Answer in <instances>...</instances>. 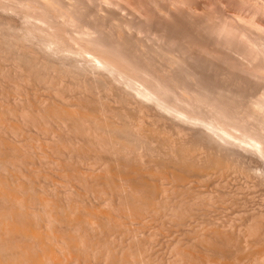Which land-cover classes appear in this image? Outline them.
<instances>
[{
	"label": "bare ground",
	"instance_id": "1",
	"mask_svg": "<svg viewBox=\"0 0 264 264\" xmlns=\"http://www.w3.org/2000/svg\"><path fill=\"white\" fill-rule=\"evenodd\" d=\"M8 1H10V0H8ZM16 1H20V0H16ZM27 1V0H26ZM31 1V0H30ZM29 1V2H30ZM36 1V0H35ZM40 1H42V0H40ZM46 1V0H45ZM47 1H49V0H47ZM46 1V2H47ZM51 1V0H50ZM57 1H59V0H57ZM56 1V2H57ZM77 1V0H76ZM79 1V0H78ZM81 1V0H80ZM84 1H86V0H84ZM105 1V0H104ZM108 1V0H107ZM146 1V0H145ZM150 1V0H149ZM153 1V0H152ZM151 1V2H152ZM0 2H2L1 0H0ZM5 2V1H4ZM4 2H2L1 4L3 5V6H5V5H9L8 4V2H7V4L5 3V5H4ZM12 2V1H11ZM16 3V4H19V3ZM25 2V1H24ZM28 2V1H27ZM33 2V1H32ZM36 2H38V1H36ZM68 2V1H67ZM67 2H66V4L65 5H67ZM72 2H74V1H72ZM96 2V1H95ZM111 4H113L112 2H111V0L109 1ZM108 2V3H109ZM148 2V1H147ZM155 2V1H154ZM168 2H170V1H168ZM229 2V1H228ZM14 3V2H13ZM40 3V2H39ZM43 3V2H42ZM41 3V4H42ZM54 3V2H53ZM53 3H49L50 5L51 4H53ZM60 2H58L57 3V5L59 4ZM64 1H63V4L61 3V4H59V5H61V8H63V5H64ZM80 3V2H79ZM82 3V2H81ZM88 3V2H87ZM92 3V2H91ZM103 3V2H102ZM105 3V2H104ZM107 3V2H106ZM109 3V4H110ZM117 3H119V2H117ZM156 3V2H155ZM163 3V2H162ZM162 3H161V7H162ZM167 3V2H166ZM218 3V2H217ZM221 3V2H220ZM0 4V6H2ZM24 4V3H23ZM22 4V5H23ZM26 4V3H25ZM24 4V5H25ZM27 4H29V3H27ZM41 4H40V6H41ZM56 4V3H55ZM74 4V3H73ZM76 4H77V2H76ZM97 4V3H96ZM122 4V3H121ZM140 4V3H139ZM10 5H12V4H10ZM13 5H15V4H13ZM23 5V6H24ZM31 5V4H30ZM44 5H45V3H44ZM49 5V6H50ZM54 5V4H53ZM64 5V6H65ZM69 5H71V4H69ZM80 5H82V4H80ZM86 5V4H85ZM107 5V4H106ZM149 5V4H148ZM166 5V4H165ZM165 5H164V7H165ZM172 5V4H171ZM183 5V4H182ZM226 5V4H225ZM17 6H19V5H17ZM26 6V5H25ZM35 6V5H34ZM38 6V5H37ZM39 6V7H40ZM72 6V5H71ZM75 7H76V9H77V6L79 7V5H74ZM90 6H91V4H90ZM98 6H99V4H98ZM101 6V5H100ZM104 6V5H103ZM113 6V5H112ZM122 7H123V5H121ZM10 6H8V8H9ZM16 7V6H15ZM13 8V6H12V8L13 9H17V11H21V9H22V7L20 8ZM27 7V6H26ZM28 7H30V6H28ZM24 8V10L25 9H27V10H29V8ZM39 7L37 8L36 7V10L38 9L39 11L38 12H42L41 11V9H39ZM45 7V6H44ZM47 7V6H46ZM46 7H45V9H46ZM68 7V6H67ZM67 7L65 8V9H67ZM75 7H74V10H75ZM117 7V6H116ZM119 7V6H118ZM125 7V6H124ZM141 7V6H140ZM154 7V6H153ZM161 7H158L159 9L161 8ZM173 7V6H172ZM175 7V6H174ZM218 7V6H217ZM1 8V7H0ZM11 7H10V9H12ZM42 8V7H41ZM58 8V7H57ZM56 7L55 8H53V9H57ZM71 8V7H70ZM84 7H82V9H83ZM91 8H93V6L91 7ZM99 8V7H98ZM97 8V9H98ZM110 8V7H109ZM139 8V7H138ZM142 8V7H141ZM158 8H157V10H158ZM163 8V7H162ZM178 8V7H177ZM221 8V7H220ZM4 9H6L7 10V7L5 8L4 7ZM12 9V10H13ZM19 9V10H18ZM31 9V8H30ZM32 9H34L35 10V7H32ZM45 9H43L44 11H45ZM48 9V8H47ZM52 9V8H51ZM60 9V8H59ZM72 10H73V8H71ZM106 9V8H105ZM108 9V8H107ZM113 9V8H112ZM115 9V8H114ZM127 9V8H126ZM137 9V8H136ZM179 9V8H178ZM214 9V8H213ZM258 9V8H257ZM3 9L1 8V11H2ZM23 10V9H22ZM33 10V11H34ZM50 10V9H49ZM68 10V9H67ZM71 10V11H72ZM73 10V12H75ZM80 11V8L79 9H77V11L76 12H78L79 13V11ZM93 10V9H92ZM104 10V9H103ZM127 10H129V11H131L132 10V8H130V9H127ZM138 10V9H137ZM142 10V9H141ZM149 10V9H148ZM189 10V9H188ZM219 10V9H218ZM30 11H32V10H30ZM30 11H29V13H30ZM43 11V12H44ZM52 11H54V10H52ZM61 12H62V10H60ZM71 11H69V12H71ZM88 11V10H87ZM101 11V10H100ZM104 11H107V10H104ZM115 11V10H114ZM114 11H111V12H114ZM128 11V12H129ZM144 11V10H143ZM162 11V10H161ZM167 11V10H166ZM173 11V10H172ZM176 11V10H175ZM181 11V10H180ZM179 11V12H180ZM185 11V10H184ZM190 11V10H189ZM3 12H5V10H3ZM11 12H14V10L13 11H11ZM10 12V13H11ZM21 12H23V11H21ZM25 12V11H24ZM23 12V14L24 15H26L25 13L27 12H25L24 13ZM55 12V11H54ZM68 12V11H67ZM66 12V13H67ZM68 12V13H69ZM81 12V11H80ZM98 12V11H97ZM119 12V11H118ZM126 12V11H125ZM136 12V11H135ZM146 12V11H145ZM154 12V11H153ZM216 12V11H215ZM222 12H223V10H222ZM256 12H258V11H256ZM32 13V12H31ZM47 13V14H46ZM48 10L46 11V12H44V14H46V15H48ZM63 13H64V11H63ZM72 13V12H71ZM77 13V14H78ZM85 13H88V12H86L85 11ZM92 13V12H91ZM90 13V14H91ZM93 13H95L94 11H93ZM102 13H104V12H102ZM116 13V12H115ZM139 13V12H138ZM165 13V12H164ZM171 13V12H170ZM181 13V12H180ZM260 13H262V12H260ZM5 15H6V12L4 13ZM9 14V13H8ZM15 14H16V12H15ZM15 14H13V15H15ZM21 14V13H20ZM20 14H18L19 16H20ZM23 14H21L22 15V17L24 16ZM27 14H28V12H27ZM36 14H38L37 13V11H36ZM44 14H42L43 16H44ZM61 13L59 12V14L58 15H60ZM73 14V13H72ZM80 14V13H79ZM84 14V12H82V15ZM109 14V13H108ZM111 14V13H110ZM131 14H132V12H131ZM131 14L130 15H128V16H131ZM147 14V13H146ZM169 14V13H168ZM182 14V13H181ZM217 14H218V12H217ZM3 14H1L0 16H2ZM11 15V14H10ZM29 15V14H28ZM51 15H53V14H51ZM63 15V14H62ZM64 15H66V14H64ZM73 15H75V14H73ZM89 15V14H88ZM113 15H114V13H113ZM116 15H117V13H116ZM118 15H120V14H118ZM127 15V14H126ZM164 15V14H163ZM165 15H167V14H165ZM171 15V14H170ZM197 15V14H196ZM213 15V14H212ZM222 15H224L223 13H222ZM8 16V15H7ZM33 16V15H32ZM56 16V15H55ZM67 16V15H66ZM69 16V15H68ZM72 16V15H71ZM78 16V18L79 19H81L82 17H79V16H81V15H77ZM94 16V15H93ZM98 16V15H97ZM103 16V15H102ZM122 16V15H121ZM120 16V17H121ZM134 16V15H133ZM136 17H138L137 15H135ZM142 16H143V14H142ZM185 16V15H184ZM229 16V15H228ZM237 16V15H236ZM17 17V16H16ZM28 18H29V16H27ZM26 17V18H27ZM37 16H35V18H36ZM40 16H38V18H39ZM47 17V16H46ZM49 17V16H48ZM51 17V16H50ZM57 17V16H56ZM76 17V16H75ZM84 17V16H83ZM88 17V16H87ZM95 17H96V15H95ZM95 17H93V18H95ZM107 17H108V15H107ZM111 17V16H110ZM114 17H116V16H114ZM125 17V16H124ZM124 17H123V19H124ZM165 17H167V16H165ZM175 17V16H174ZM180 17V16H179ZM193 17H195V15H193ZM222 17V16H221ZM230 17V16H229ZM235 17V16H234ZM3 19V17H0V19ZM8 18V17H7ZM15 18V17H14ZM24 18H25V16H24ZM33 18H34V16H33ZM37 18V19H38ZM52 18H54V17H52ZM62 17H60V19H61ZM65 18H67V17H64V20H65ZM72 18H74V16L72 17ZM131 18V17H130ZM135 18V17H134ZM139 18H141V17H139ZM163 18V17H162ZM217 18V17H216ZM220 18V17H219ZM242 18V17H241ZM240 18V19H241ZM9 19V18H8ZM11 19V18H10ZM16 19V18H15ZM31 19H32V17H31ZM30 19V20H31ZM75 19V18H74ZM86 19V18H85ZM91 19V18H90ZM89 19V20H90ZM102 19H104L103 17H102ZM167 19H168V17H167ZM189 19V18H188ZM196 18H194V20H195ZM201 19V18H200ZM222 19V18H221ZM254 19V18H253ZM4 20L5 19H3V20H0V21H2V22H4ZM13 19H11V20H9L10 21V23L12 24V21ZM20 20H22V19H20ZM28 20V19H27ZM26 20V21H27ZM30 20H28L27 21V23H24L23 22V25L24 24H26L27 26L30 24H28V22L30 21ZM34 20V19H33ZM39 20H41V19H39ZM37 21V22H40V23H42L41 21ZM49 20L50 21H52L51 20V18H49ZM48 20V21H49ZM55 20V19H54ZM53 20V21H54ZM84 20V19H83ZM88 20V19H87ZM93 20V19H92ZM98 20H100L99 18H98ZM107 20V19H106ZM112 20H113V18H112ZM127 20H129V18L127 17ZM142 20V19H141ZM140 20V21H141ZM158 20V19H157ZM160 20V19H159ZM193 20V21H194ZM213 20V19H212ZM215 20V19H214ZM238 20V19H237ZM242 20V19H241ZM7 20H5V22H6ZM12 21V22H11ZM17 21V20H16ZM23 21V20H22ZM24 21H25V19H24ZM44 21H45V19H44ZM43 21V22H44ZM49 21V22H50ZM79 20L77 19V22H78ZM105 21V20H104ZM116 21V20H115ZM114 21V23L115 24H117L116 22ZM120 21V20H119ZM126 21V20H125ZM131 21V20H130ZM130 21H128L127 23H130L131 24V22ZM134 21V20H133ZM161 21V20H160ZM163 21V20H162ZM169 21V20H168ZM191 21V20H190ZM208 21H209V19H208ZM216 21V20H215ZM219 21V20H218ZM223 21V20H222ZM228 21V20H227ZM245 22H246V20H244ZM4 22V23H5ZM14 22H15V20H14ZM19 22V21H18ZM55 22V21H54ZM57 22V21H56ZM72 22V21H71ZM71 22H70V24H71ZM73 22H75V20L73 21ZM77 22H75V24L77 23ZM89 22V21H88ZM87 22V23H88ZM91 22V21H90ZM89 22V23H90ZM94 22V21H93ZM109 22V21H108ZM135 22H137L138 23V21H136L135 20ZM205 22V21H204ZM212 22V21H211ZM210 22V23H211ZM220 22V21H219ZM255 22V21H254ZM7 23H9L8 21H7ZM7 23H5L6 24V26H7ZM10 23H9V25H8V27L9 28H7V29H5V30H7V31H5L1 26L3 25L2 23V25H0V27L2 28H0V31L2 30V32H7L8 33V29H10ZM15 23H17V22H15ZM14 23V24H15ZM20 24H21V22H19ZM45 23V22H44ZM79 23H81L80 21H79ZM78 23V24H79ZM101 23V22H100ZM104 23V22H103ZM107 23V21H105V24ZM111 23V22H110ZM145 23H146V21H145ZM151 23V22H150ZM152 23H154V22H152ZM157 23V22H156ZM161 23V22H160ZM163 23V22H162ZM172 23V22H171ZM175 23V22H174ZM191 23V22H190ZM209 23V22H208ZM228 23H229V21H228ZM227 23V24H228ZM235 23V22H234ZM249 23V22H248ZM5 24H4V26H5ZM14 24H12L13 26H15L16 28H18L19 30H20V28H22V27H20V25H19V27H17L16 26V24L14 25ZM33 24V22H32V20H31V25ZM36 23L34 22V24L33 25H35ZM47 24V23H46ZM45 24V25H46ZM51 25H52V23H50ZM66 24H67V22H66ZM74 24V25H75ZM92 24V23H91ZM94 24V23H93ZM92 24V25H93ZM122 24V22L120 23L119 22V25H121ZM136 24V23H135ZM139 24V23H138ZM147 24V23H146ZM203 24V23H202ZM212 24V23H211ZM226 24V23H225ZM237 24H239V22H237ZM250 24V23H249ZM251 24H253V23H251ZM11 25V26H12ZM26 25H24V26H26ZM31 25H29V26H31ZM32 25V27H30L29 28V26H28V28L26 27L25 28V32L23 31H21L22 32V34H24V35H22L21 33H20V31L18 30V32L16 31H14L16 34L17 33H19V35H18V37L20 36V34H21V36L23 37V38H21L22 40H20V39H18L17 40V38H16V40L17 41H23L24 42V40L23 39H25V40H27L28 41V39H29V41L28 42H25V43H27L26 45H28V43L30 44V41L36 36L37 37V33H41L40 34V36L43 38L42 40H41V42H40V38L41 37H39V35H38V37H39V39H38V37H37V39L39 40V42H40V44H39V42L38 41H36V39L35 40H32V41H34V43L36 44H38L39 45V47L40 46H42L43 48H44V50L48 53V55H50L49 56V58H51L52 57V55L53 56H55V55H59V56H61V58L63 59L64 58V60H66L67 62H68V66H66V68L67 67H73V69H76V70H72V71H74V72H72V71H66V70H70L71 68L69 67V69H66L65 70V67H64V71H66V73L65 74H67V72H72V73H70L71 75H69V73H68V75H66V77L68 76H73L74 74L73 73H75V71H76V73H75V75H77L78 74V76H73V79L75 80V79H77V77L79 78V76H80V81H81V78H84V76L86 75H88L87 76V78L89 77V79L91 78V80H89V81H93L92 79H96V81L97 80H100V82H101V80L103 81V84L105 85V87L104 86H101V84L102 83H98L97 85L98 86H101V87H104V88H102L103 90H102V92H104V94L100 91V89L98 90H95L98 86H96V88H95V85H89V83L90 82H88L87 80V78H84V82L85 81H87L88 82V84H87V82L86 83H81L79 80V84H77L76 86V88L77 89H74V90H77L78 92H79V94L76 96V92H75V95H72L71 93H73V91L70 93V92H68V93H70L69 95H70V98H72V96H75V97H73V99L71 100L70 98H68L69 97V95H68V97L66 96V94H68V93H66L65 94V92H64V90L62 91H60L59 92V88H58V91L57 90H52V88L49 90V92L46 90L47 89V87H46V89L44 90L43 89V91L45 92H48V93H50V91H53L54 93H56V95L57 96H59L60 97V95H61V93H64L63 94V96H66V98L67 99H69V100H71V101H69V100H67V102L65 101V103H63L64 105H66V106H64L63 104H61L60 102V105H59V103L57 104V103H53V104H57V105H55V107L52 109L51 107L53 106H49V108H50V110H51V112L53 111V113H51L50 112V110H49V108H48V106H46L47 104H50L48 101V97H47V99H45L46 97L45 96H43V95H41L42 97H45V98H42V99H37V100H39V103H41V107L39 106V104H38V106L39 107H37L36 106V108H38V110H37V113H36V111H35V113L37 114V116L39 115V116H41V120H44V118L46 119V121H42L43 122V124H45V122H47V118H49L50 116H52V115H54V118L56 119V121H58V123H57V125H58V128H60L61 130H62V132L64 131V133H68L69 135H70V133L73 135V136H75L74 138V140L73 139H71V141H72V145H69V146H71L72 147V150L71 149H69V147L67 148V150H65V151H67V154L65 153V151H64V155H67L66 157H71L72 158V155L73 156H75L74 154H77L75 157H73V159L74 158H77V156L78 155H83L82 157H84L85 156V154L87 153V151L88 150H91L92 152H93V150H94V152H95V154L97 153V154H99V156L98 157H100L99 159H95V161L96 162H91V160L93 159V158H95L97 155H95L94 154V157L93 158H91V160L89 159V157L87 158V160L84 158V160H86V161H90V163L89 162H85V165H84V163H81V166H85V167H82V170H83V168H84V170L83 171H85V172H83V171H81L80 172V167L78 168L77 166V171L79 172V175H77L76 177H75V181H76V179H78V178H81L82 180H84V181H82L81 183V185L80 184H78V187H79V185L80 186H82L83 185V183H84V185L85 186H83L82 187V189H83V192H82V190H81V188L79 187V190H77V188L78 187H76V182L78 181H81V179H79V180H77L76 182L74 181V179H73V183H72V185H71V183L69 184V183H67L69 180L68 179H66V178H64V179H66V180H68V181H64V183H60V181L62 180H59L58 178L61 176L62 178L64 177L62 174H64V171L67 173V171H66V169L67 170H69L68 171V175H71V178L74 176V173H69V172H73V171H75V170H73L74 168H76V167H74V165L72 166V168H71V165H72V163H71V165L70 166H66V165H68V163L69 162H64L65 164H63V163H59V164H63L62 166H66V167H64V168H66V169H64V168H62V169H64V171L61 169V167H60V169H59V171H58V169H57V171H58V174H61L62 173V171H63V173L61 174V175H59V177L57 178V180H59V183L57 182V183H55L56 181H54V182H50L49 184H48V182L51 180V177L53 176H51V177H49L46 173L45 174H43V178L46 176V178H50V180L49 181H47L48 179H46V180H43L42 178V180L40 179V177L41 176H39V174L43 171V173L44 172H47L48 173V171L49 170H47V168L49 167V168H51L50 166H48V164H47V166H46V170L47 171H44V169L42 168V167H40L41 165H44L43 164V162H42V164H40V163H38V165L36 164L37 162H41L42 161V159L43 158H46V156L48 155V156H50V152H51V157L54 159V156H52L53 155V149H55V147L47 154L46 153V149L44 150V146L42 147V145H43V143H41V145L39 144H33V142L34 141H32V140H30L29 138V140H27V136L26 135H24V133H26V132H24V130H26V128L25 129H23L22 130V127H21V125L20 124H24L25 126L27 125L28 127L30 126V125H28L29 124V122H30V124H32L34 121H36L37 119H38V123L40 122L39 121V118L37 117V119L36 120H34L32 123H31V119H29V117H28V112H26V111H28V110H26V105L25 104H21V102H20V104L21 105H25V107H22V108H19L18 107V109H17V107H16V109H15V111H14V109L12 110V108H11V106L12 105H14L16 102L13 100V99H16V100H19L20 99V97H21V99H23L22 101L23 102H25V99L24 98H22L23 96L21 95L20 97H19V99H17L18 97L17 96H15V97H17V98H11L15 103L14 104H12L11 102V104H10V106H7L5 109L3 108L4 107V105L3 104H5V103H3L2 105H3V107L2 106H0L1 108H3L5 111H8V109H10V113L12 114V115H15V117H16V119H17V121H18V125L16 126L15 124H13L14 122H16V121H14L13 123L12 122H10V120L8 121V119H10V117H12V116H10V117H6V116H2V115H4L3 113H4V110L3 109H0V110H3V113H1L0 114V264H142L143 263V259H144V261H146L147 259H145V258H150V257H152L150 254V257H149V255L148 256H144L145 258H143V256L142 255H144V253L145 254H147V253H149L148 252V250H146L147 251V253L146 252H144L142 249H144V248H141L142 246L143 247H145V244L148 242H146L145 244L142 242V240L140 239V241L138 240V238H145V237H147V235H148V237L147 238H149V235H151L152 233H149L150 232V228H145L146 226L147 227H149V225H151V230L153 231V228L154 227H156L157 226V224H159L160 222H161V225H163V226H166V225H164L165 223H166V221L167 220H169V219H164V220H166L165 222H164V224H162V221H164V220H160V221H155V222H157V224H155L156 226H154L153 225V223H154V220H155V217H157V212L159 213V211L160 212H162V210H164V212H165V214H162V213H160L161 215H162V217L161 216H159V218H164V215L165 216H167V218L169 217L170 218V220L172 219V221H174V224H175V220H173V219H175L176 218V220L178 219V222H182L181 220H182V218H183V222H188L187 221V219H188V215H190L189 216V220H190V222H191V220L193 221V223H196V222H198L199 221V217H198V221H196V219L197 218H195V216H197V214H195V213H193V212H196L197 210L195 209V208H192V207H194V206H192V204L191 203H189V202H187V204L189 205V204H191V205H189V206H192V207H190L191 209H195L196 211H193L192 213L193 214H191V211L189 212L190 214H186V209H184V206H185V208H186V203H185V205H182L183 203H179V200H181V199H179L180 197H184V194H182V196H179V192H180V190L182 191V189H184V191L185 192H187V193H185V194H188V193H190L191 191H193V196H192V198H193V200H192V203L194 202L195 203V205H198V204H202L203 202H201V199H202V201H204L205 200V202H206V199L209 201L208 203H210V202H213V201H215V200H213V201H210V200H212L213 199V197H219V193L222 191V190H224V189H226V188H224V189H222L223 188V186H222V184L220 185V186H222V188H221V191L219 192V193H217L216 191V193L218 194V195H215V193H213L214 191H212V192H208V191H206V192H201V190H200V188H199V186H198V183L200 182V181H202V179L203 180H209V178H210V180H211V178H213V179H215V180H218V179H220L218 182L217 181H215V182H217V184L218 183H223L221 180H223V181H225V183L227 184V181H229L228 179H229V177L230 178H234L235 179V177H237L238 175L236 174V172L238 171L239 172V170L237 169V167H236V163H238V164H240V163H243L240 159H239V162L236 160V159H238L237 157H235L236 159H234L235 160V162H232L233 161V159L232 158H230L231 156L230 155H232V154H230V155H228L229 154V149H231V148H233V147H231L233 144H238V146L239 145H241L242 146V144H243V146L245 147V148H250L249 150H253V152H255L256 154L258 153L259 155H256V154H254V155H256L257 157L258 156H262L263 158H264V147H261V146H259L260 145V143L259 142H257L258 140H255L254 138H256L255 137V135L253 136L254 138H250L249 136H248V134L250 135L251 133L249 132L248 134L247 133H242V135L240 134H236L235 135V133H237L238 131H239V129H241V128H239V125L240 126H245V125H243L242 123L241 124H239L238 126H235V127H233V128H239L238 129V131L236 132L235 130H234V132L233 131H231L230 129H228V128H226L225 127V125H227L226 123H224L223 125H220V123L219 122H222L223 123V120H219L218 121V119H216V118H218L219 116H217V117H215L214 116V114H213V117L211 116L210 118L209 117H207V115H203L202 113H204V112H202V113H200V114H197L196 113V111H194V110H196V109H193L194 107L192 106V109H193V111L192 110H189V109H186V107L187 106H185L184 107V105H180L179 104V102L177 103L175 100L177 99L176 97V99H174V101H173V97H172V99H171V97L168 99V98H165L166 97V95L167 94H165V92L164 93H162L163 91H161L160 90V88H159V86H158V82H159V80H161V79H163V78H160L161 77V75H160V79H158V82H156V84H155V82H154V80L153 79H155V78H153L152 80V82H154V84L153 85H157V86H151L150 87V85H146V84H143V82H141V81H138L139 79H136L137 77H135V76H133L132 74H134V73H129L128 72V70L126 71L124 68H128V67H130V66H128V67H122L121 68V65H120V67L118 66L119 64H117L119 61H117L116 62V59H115V61H113L114 59H110V57L108 56V55H104V53H100V51H98L99 49H97L96 50V48H95V50L96 51H92L91 49H89V50H85V49H82L81 48V46L79 47V48H77V46L75 47V48H77V49H74V48H69V46L70 47H72L73 45L71 44V43H69V46L67 45V43L68 42H66V44L64 45V43H65V41H64V43L62 42L63 40H60L61 38L63 39V37L65 36H62V37H60V39H59V37H55L56 36V34H52L51 33V35L49 34L50 32L48 31V35L46 34H43L42 33V30H41V32L39 31V32H36V31H38V30H40L39 28L37 29V27H34ZM42 25V24H41ZM40 25V26H41ZM44 25V24H43ZM49 25V24H48ZM51 25H50V27H51ZM54 25H55V23H54ZM57 25V24H56ZM62 25V24H61ZM79 25H81V24H79ZM78 25V26H79ZM91 25V26H92ZM100 25V24H99ZM98 25V26H99ZM127 25V24H126ZM129 25V24H128ZM127 25V26H128ZM133 25H134V23H133ZM132 25V26H133ZM148 25V24H147ZM155 25V24H154ZM160 25V24H159ZM167 25V24H166ZM165 25V26H166ZM241 25V24H240ZM23 26V27H24ZM37 26V25H36ZM39 25H38V27H40ZM47 26V25H46ZM59 26H60V24H59ZM58 26V27H59ZM64 26V25H63ZM67 26H69V25H67ZM77 25H75L74 27H76ZM83 27H84V24L82 25ZM82 26H79V27H82ZM101 26V25H100ZM105 26V25H104ZM106 26H107V24H106ZM131 26V25H130ZM130 26H128V27H130ZM152 26V25H151ZM169 26V25H168ZM182 26V25H181ZM219 26L221 27V25L219 24ZM224 26V25H223ZM229 26V25H228ZM255 26V25H254ZM257 26V25H256ZM255 26V27H256ZM261 26V25H260ZM42 27V29L43 30H45L43 27L44 26H41ZM40 27V28H41ZM50 27H48V29H50ZM102 27V26H101ZM100 27V28H101ZM116 27V26H115ZM117 27H118V24H117ZM121 27V26H120ZM119 27V28H120ZM123 27H125V26H123ZM134 28L136 27L135 25L133 26ZM148 27V26H147ZM160 27H161V25H160ZM189 27V26H188ZM197 27V26H196ZM232 27H235V25L234 26H232ZM241 27V26H240ZM249 27V26H248ZM258 27V26H257ZM31 28H33V30H30ZM36 28V29H35ZM46 28V27H45ZM53 28H55V27H53ZM78 28V27H77ZM90 28V27H89ZM92 28H93V26H92ZM99 28V27H98ZM97 28V29H98ZM105 29H107L106 27H104ZM111 28V27H110ZM209 28H211V27H209ZM218 28V27H217ZM216 28V29H217ZM225 28V27H224ZM228 28H230V27H228ZM238 28V27H237ZM262 28V27H261ZM12 29H13V27L10 29L11 31H12ZM27 29H29V30H27ZM47 28H46V30H45V32L48 30ZM57 29V28H56ZM59 29V28H58ZM79 29V28H78ZM86 29V28H85ZM104 29V30H105ZM109 29V28H108ZM114 29V28H113ZM121 29V28H120ZM128 29V28H127ZM213 29H215V28H213ZM220 29V28H219ZM248 29V28H247ZM252 29V28H251ZM9 30V31H10ZM17 30V29H16ZM62 30V29H61ZM60 30V31H61ZM64 30V29H63ZM62 30V31H63ZM66 30V29H65ZM68 30V29H67ZM88 30V29H87ZM92 30H94V28L92 29ZM116 30V29H115ZM119 30V29H118ZM122 30V29H121ZM120 30V31H121ZM125 30H126V28H125ZM128 30H132L131 28L130 29H128ZM146 30V29H145ZM144 30V31H145ZM187 30V29H186ZM199 30H201V29H199ZM227 30V29H226ZM229 30V29H228ZM232 30H234V29H232ZM240 30V29H239ZM264 30V29H263ZM74 31V29L72 30V32ZM79 31H80V29H79ZM100 31V30H99ZM98 31V32H99ZM108 32H109V30H107ZM143 31V32H144ZM176 31V30H175ZM202 31V30H201ZM214 31V30H213ZM222 31V30H221ZM223 31H224V29H223ZM222 31V32H223ZM230 31V30H229ZM249 31V30H248ZM259 31V30H258ZM261 31V30H260ZM1 32V33H2ZM71 32V31H70ZM81 32V31H80ZM93 32H95V31H93ZM116 32H117V30H116ZM151 32H154L153 30H151ZM200 32V31H199ZM217 32V31H216ZM236 32V31H235ZM243 32H244V30H243ZM242 32V33H243ZM246 32V31H245ZM13 33V32H12ZM47 33V32H46ZM55 33V32H54ZM76 33H78V30H77V32ZM88 33V32H87ZM90 33V32H89ZM127 33V32H126ZM129 33V32H128ZM136 32H134V34H135ZM149 33V32H148ZM156 33V32H155ZM203 33V32H202ZM206 33V32H205ZM223 33H225V32H223ZM232 33V32H231ZM250 33H253V32H250ZM6 34V33H5ZM9 34H11L10 32H9ZM8 34V35H9ZM63 34V33H62ZM73 34V33H72ZM84 34V33H83ZM93 34V33H92ZM95 34V33H94ZM104 34V33H103ZM106 34V33H105ZM124 34H125V32H124ZM160 34V33H159ZM220 34V33H219ZM222 34V33H221ZM220 34V35H221ZM228 34V33H227ZM226 34V35H227ZM237 34V33H236ZM239 34V33H238ZM247 34V33H246ZM1 35H3V34H1ZM55 35V36H54ZM59 34H57V36H58ZM67 35V34H66ZM69 35V34H68ZM70 35H71V33H70ZM75 35V34H74ZM78 35H79V33H78ZM107 35H109L108 33H107ZM117 35V34H116ZM168 35V34H167ZM175 35V34H174ZM206 35V34H205ZM230 35V34H229ZM232 35V34H231ZM234 35H235V33H234ZM244 35V34H243ZM4 36V35H3ZM3 36H1V38L3 37ZM20 36V37H21ZM72 36V35H71ZM70 36V37H71ZM120 36V35H119ZM121 36H123V35H121ZM120 36V37H121ZM149 36V35H148ZM147 36V37H148ZM153 36V35H152ZM151 36V37H152ZM162 36V35H161ZM213 36V35H212ZM217 36H219V35H217ZM225 36V35H224ZM236 36V35H235ZM246 36V35H245ZM248 36V35H247ZM9 39L11 38V35H10V37L9 36H7ZM6 36H5V39L7 38ZM19 37V38H20ZM35 37V38H36ZM73 37V36H72ZM72 37H71V39H72ZM79 38H80V36H78ZM82 37V36H81ZM105 37H106V35H105ZM107 37H109V36H107ZM111 37V36H110ZM117 37V36H116ZM124 37H126V36H124ZM131 37V36H130ZM141 37V36H140ZM139 37V38H140ZM145 37H146V35H145ZM157 37L158 38H161V37H159V35H157ZM205 37V36H204ZM241 37V36H240ZM251 37H252V35H251ZM0 38V39H1ZM66 38V37H65ZM75 37H73V42H75V41H77L76 39H74ZM76 38H77V36H76ZM92 38V37H91ZM93 38H95V37H93ZM112 38H113V36H112ZM127 38V37H126ZM132 38V37H131ZM134 38V37H133ZM136 38H138V37H136ZM156 38V37H155ZM154 38V39H155ZM164 38V37H163ZM197 38V37H196ZM221 38V37H220ZM225 38V37H224ZM232 38H233V36H232ZM247 38V37H246ZM4 39V40H5ZM13 39H14V37H13ZM31 39V40H30ZM81 39V38H80ZM83 39H86V40H88L87 39V37L86 38H83ZM97 39V38H96ZM123 39H125V38H123ZM141 39H142V37H141ZM147 39V38H146ZM150 39V38H149ZM153 39V38H152ZM157 39V38H156ZM162 39V38H161ZM165 39V38H164ZM217 39V38H216ZM234 39V38H233ZM249 40H250V38H248ZM261 39V38H260ZM260 39H259V41H260ZM3 40V38L0 40V41H2ZM4 40H3V43H4ZM10 40H12V39H10ZM9 40V42H11ZM62 42V45L61 46H59L60 44V41ZM69 40H70V38H69ZM68 40V41H69ZM90 40V39H89ZM98 40H99V38H98ZM137 40H139V39H137ZM182 40H184V39H182ZM200 40V39H199ZM210 40V39H209ZM239 40V39H238ZM237 40V41H238ZM245 40V39H244ZM8 41V40H7ZM6 40H5V42H7ZM13 41V40H12ZM19 41V42H20ZM32 41H31V44H32ZM36 41V42H35ZM71 41V40H70ZM80 41V40H79ZM79 41L78 42H76L77 44H80L79 43ZM85 41V40H84ZM101 41V44H102V40H100ZM105 41H107V39H104V41L103 42H105ZM113 41H114V38H113ZM115 41H116V39H115ZM117 41H118V37H117ZM133 41V40H132ZM146 41V40H145ZM154 41V40H153ZM157 41V40H156ZM159 41V40H158ZM161 41V40H160ZM163 41V40H162ZM164 41H166V40H164ZM167 41H169V40H167ZM171 41H173V39L171 40ZM177 41V40H176ZM184 41H186V40H184ZM192 41V40H191ZM196 41V40H195ZM228 42H229V40H227ZM241 41H242V38H241ZM258 41V42H259ZM261 41H263V40H261ZM260 41V42H261ZM7 43V45H6V47L8 46V44H10V43ZM109 42H111L110 40H109ZM121 42L123 43L124 41H122L121 40ZM125 42H126V40H125ZM134 42V41H133ZM141 42H143V41H141ZM146 42H150V40L149 41H146ZM175 42V41H174ZM173 42V43H174ZM188 42V41H187ZM192 42H194V41H192ZM198 42V41H197ZM202 42V41H201ZM217 42V41H216ZM223 42V41H222ZM243 42V41H242ZM245 42H247V41H245ZM249 42V41H248ZM253 42H254V40H253ZM257 42V43H258ZM3 43H1V44H3ZM14 43H15V41H13L12 42V44L14 45ZM75 43V44H76ZM91 43V42H90ZM89 43V44H90ZM96 43H98L97 42V40H96ZM95 43V44H96ZM108 43V42H107ZM114 43V42H113ZM117 43V42H116ZM120 43V42H119ZM128 43H129V41H128ZM154 43V42H153ZM152 43V44H153ZM207 43V42H206ZM230 43H232V42H230ZM239 43V42H238ZM237 43V44H238ZM255 43V42H254ZM254 43H252V44H254ZM0 44V45H1ZM5 44V43H4ZM11 44V45H12ZM16 44H19L18 42L16 43ZM36 44V45H37ZM89 44H88V46H89ZM93 44H94V42H93ZM100 44V45H101ZM108 44H110V43H108ZM144 44V43H143ZM166 44H168V43H166ZM172 44V43H171ZM189 44V43H188ZM241 43H239V45H240ZM246 44V43H245ZM244 44V45H245ZM10 45V47H11V50L12 51H10L9 49H8V47L6 48L7 50H3V51H5V53H6V51L9 53V55L7 54V58H8V56H10V59H11V56L14 54V55H16V53L18 54V52L20 51V55L22 54V55H24V57H26V49L25 48H21V47H25V45L23 46L22 44H20V48H19V46L18 45H16V46H18V48L17 49H21V50H19L18 52H17V50H16V48H14L16 51V53L14 52V50L12 49L13 47ZM37 45V46H38ZM68 47H67V46ZM72 45V46H71ZM82 45V44H81ZM85 45V44H84ZM87 45V44H86ZM85 45V46H86ZM90 45H92V44H90ZM99 45V44H98ZM114 45H115V43H114ZM123 45V44H122ZM130 45V44H129ZM144 45H146V44H144ZM154 45V44H153ZM159 45V44H158ZM175 45H176V43H175ZM202 45V44H201ZM207 45V44H206ZM221 45V44H220ZM231 45V44H230ZM233 45V44H232ZM235 45V44H234ZM251 45V44H250ZM3 46V45H2ZM5 46V45H4ZM31 46V45H30ZM35 46V45H34ZM32 46V48H35V47H37V46ZM62 46H66V47H62ZM94 46V45H93ZM93 46H92V48H93ZM105 46H106V44H105ZM104 46V47H105ZM109 46V47H108ZM108 46H106V47H108V52H109V49H110V45H108ZM117 46H118V44H117ZM139 46V45H138ZM150 46H152V45H150ZM167 46V45H166ZM185 46H187V45H185ZM224 46V45H223ZM246 46V45H245ZM245 46H244V49H245ZM257 46V45H256ZM255 46V47H256ZM261 46V45H260ZM15 47V46H14ZM103 47V46H102ZM103 47V48H104ZM116 47V46H115ZM145 47V46H144ZM147 47H149V46H147ZM159 47V46H158ZM173 47V46H172ZM179 47V46H178ZM177 47V48H178ZM182 47V46H181ZM201 47V46H200ZM216 47H218V46H216ZM221 47V46H220ZM231 46H229V48H230ZM242 47V46H241ZM248 47V46H247ZM246 47V48H247ZM251 47V46H250ZM27 48V47H26ZM29 49H31L32 50V48H30V47H28ZM27 48V49H28ZM38 48V47H37ZM37 48H35V49H37ZM125 48V47H124ZM128 48V47H127ZM126 48V49H127ZM130 48V47H129ZM146 48V47H145ZM152 48V47H151ZM162 48H164V47H162ZM168 48V47H167ZM169 48H171V47H169ZM174 48V47H173ZM176 48V47H175ZM186 48V47H185ZM249 48V47H248ZM259 48V47H258ZM1 49V48H0ZM3 49H5V48H3ZM25 51H24V50ZM28 49V50H29ZM101 49V48H100ZM118 49H119V47H118ZM125 49V50H126ZM142 49V48H141ZM157 49H159V48H157ZM188 49V48H187ZM193 49V48H192ZM241 49V48H240ZM261 49V48H260ZM9 50V51H8ZM39 50H41V49H37V52H44V50L42 49V51H39ZM94 50V49H93ZM106 50V49H105ZM123 50V49H122ZM121 50V51H122ZM128 50H130V49H128ZM127 50V51H128ZM147 50V49H146ZM150 50V49H149ZM164 50V49H163ZM162 50V51H163ZM179 50V49H178ZM177 50V51H178ZM184 50V49H183ZM191 50V49H190ZM218 50V49H217ZM224 50H226V48L224 49ZM247 50H249V49H247ZM253 50V49H252ZM256 50V49H255ZM254 50V51H255ZM263 50V49H262ZM261 50V51H262ZM23 51V53H21ZM30 51V50H29ZM103 51V50H102ZM101 51V52H102ZM114 51V50H113ZM131 51V50H130ZM138 51H139V49H138ZM148 51V50H147ZM154 50L152 49V52H153ZM157 51V50H156ZM186 51V50H185ZM184 51V52H185ZM230 51H232V50H230ZM258 51V50H257ZM2 52V50L0 51V53ZM12 52H14V53H12ZM35 52V50L33 49V51H31V52H28L29 53V55H27L29 58H30V60H31V65H32V63H34L33 65H36V66H38V61H37V57L39 56V53L38 54H36V52ZM46 52H44V54L46 53ZM125 52V51H124ZM132 52V51H131ZM142 52V51H141ZM144 52V51H143ZM149 52V51H148ZM147 52V53H148ZM151 52V53H152ZM157 52H160V49L157 51ZM157 52H156V55H157ZM244 52V51H243ZM242 52V53H243ZM252 52V51H251ZM259 52V51H258ZM263 52V51H262ZM90 54V55H87V54ZM105 53H107V52H105ZM110 53V52H109ZM118 53H120V51L118 52ZM127 53V52H126ZM133 53V52H132ZM132 53H130V54H132ZM146 53V52H145ZM155 53V52H154ZM153 53V54H154ZM169 53H170V51H169ZM174 53V52H173ZM191 53V52H190ZM195 53V52H194ZM223 53V52H222ZM229 53V52H228ZM250 53V52H249ZM264 53V52H263ZM263 53H261V55L263 54ZM2 54H3V52H2ZM6 54H3V55H6ZM11 54V55H10ZM41 54V53H40ZM43 54V55H44ZM103 54V55H102ZM114 54V53H113ZM117 54V53H116ZM115 54V55H116ZM129 54V53H128ZM135 54V53H134ZM152 54V55H153ZM161 54V53H160ZM159 54V55H160ZM163 54V53H162ZM188 54H189V52H188ZM199 54V53H198ZM227 54V53H226ZM241 54V53H240ZM256 54V53H255ZM254 54V55H255ZM259 55H260V53H258ZM13 55V57L14 58H18L17 56H20V55H17L16 57ZM21 55V56H22ZM38 55V56H37ZM43 55H40L39 57V59H41V61L44 59V58H47L46 56V54H45V56L43 57ZM110 55H112V54H110ZM123 55V54H122ZM125 55V54H124ZM149 55V54H148ZM164 55H165V53H164ZM177 55V54H176ZM176 55H175V57H176ZM181 55V53L179 52V55L178 56H180ZM202 55H204V54H202ZM210 55V54H209ZM229 55H230V53H229ZM237 55V54H236ZM31 56V57H30ZM43 57V59H42V57ZM114 56V55H113ZM120 58L121 59H123L122 57H121V53H120ZM137 56V55H136ZM139 56V55H138ZM170 56V55H169ZM172 56V55H171ZM213 56V55H212ZM211 56V57H212ZM226 56V55H225ZM228 56V55H227ZM231 56V55H230ZM229 56V57H230ZM233 56V55H232ZM256 56V55H255ZM0 57H6V56H1L0 55ZM24 57H21V58H24ZM56 57H58V56H56ZM109 57V58H108ZM116 57H118V55L117 56H115V58ZM125 57L127 58L128 56H126L125 55ZM165 57H166V55H165ZM181 57H184L183 55L181 56ZM197 57V56H196ZM220 57V56H219ZM252 57V55L249 57V58H251ZM261 57H263V55L261 56ZM260 57V58H261ZM29 58H28V62L30 61L29 60ZM60 58V59H61ZM119 58V59H120ZM129 58H131V56L129 57ZM129 58H127V59H129ZM132 58H134V57H132ZM140 58H142V57H140ZM147 58V57H146ZM153 58V57H152ZM166 58H168V57H166ZM177 58V57H176ZM188 59H189V56L187 57ZM207 58V57H206ZM240 58H241V56H240ZM243 58V57H242ZM257 58V57H256ZM38 59V60H39ZM48 59V58H47ZM46 59V60H47ZM144 59V58H143ZM143 59H141V60H143ZM148 59V58H147ZM155 59V58H154ZM153 59V60H154ZM158 59H159V57H158ZM157 59V60H158ZM163 59H165V58H163ZM224 59V58H223ZM227 59V58H226ZM248 59V58H247ZM264 59V58H263ZM1 60H3V59H1ZM38 62H36V61ZM45 59L43 60L45 63L48 61L49 62V60H47L46 61ZM80 60L82 61L83 60V62H80ZM124 60L125 61H127L130 65H132V66H134V67H136L135 65H133V64H136V63H132L131 64V62H129L128 60H126L125 58H124ZM123 60V61H124ZM136 60H138V59H136ZM156 60V61H157ZM172 60H174L173 58H172ZM178 60V59H177ZM203 60H205V59H203ZM214 60V59H213ZM237 60V59H236ZM256 60V59H255ZM254 60V61H255ZM7 61H8V59H7ZM22 61V60H21ZM32 61H34V62H32ZM54 61H55V59H54ZM57 61V60H56ZM122 61V62H123ZM133 61V60H132ZM139 61V60H138ZM137 61V62H138ZM145 61V60H144ZM148 61V60H147ZM159 61V60H158ZM166 61V60H165ZM168 61H169V58H168ZM171 61V60H170ZM188 61V60H187ZM207 61H208V64H209V60L207 59ZM247 61V60H246ZM2 62V61H1ZM15 62H16V60H15ZM19 61H17L16 63H18ZM25 62V59H24V61H23V63ZM44 62H43V64H44ZM61 62H62V60H61ZM63 62H65V61H63ZM66 62V63H67ZM152 62V61H151ZM154 62H155V60H154ZM160 62V61H159ZM174 62V61H173ZM191 62V61H190ZM193 62V61H192ZM198 62V61H197ZM215 62V61H214ZM213 62V63H214ZM236 62V61H235ZM241 62V61H240ZM253 62V61H252ZM5 64L6 63H8V62H4ZM13 63H14V61H13ZM21 63V62H20ZM22 63V64H23ZM30 63V62H29ZM37 63V64H36ZM50 63H52L51 61L49 62V63H47V64H45L46 66H49L48 64H50ZM162 63V62H161ZM164 63V62H163ZM177 63V62H176ZM185 63V62H184ZM195 63V62H194ZM210 63H212L211 61H210ZM231 63V62H230ZM246 63V62H245ZM262 63V62H261ZM19 64V63H18ZM18 64H16V66H14L15 65V63H14V65H13V67H17V70L19 69V67H20V69L17 71V72H19L18 73V76H19V74H21L22 75V73H24V71H26V70H28V69H26V67H23L24 69H26V70H24L21 66H23V65H21V66H18ZM28 65V63H27V61L25 62V64H24V66L25 65ZM56 63L55 62H53L52 63V65H54V67L51 65V67L55 70V68H59L58 66L56 67V65H55ZM65 64V63H64ZM63 64V65H64ZM124 64H126V63H124ZM123 64V65H124ZM142 64H143V61H142ZM147 64V63H146ZM155 64V63H154ZM175 64V63H174ZM187 65H188V63H186ZM190 64V63H189ZM216 64H218V63H216ZM216 64H214L215 66H216ZM236 64H238V63H236ZM251 64V63H250ZM249 64V65H250ZM10 65L12 66V64L10 63ZM32 65V66H33ZM42 64H40L38 67H40ZM163 65V64H162ZM161 65V66H162ZM164 65H165V63H164ZM164 65L162 66L163 68H164ZM166 65H167V63H166ZM169 65V64H168ZM167 65V66H168ZM170 65L171 66H174V65H172L171 63H170ZM219 65V64H218ZM235 65V64H234ZM233 65V66H234ZM11 66H9L8 65V67L9 68H11ZM29 66V65H28ZM59 66H60V64H59ZM65 66V65H64ZM131 66V67H132ZM139 66H141L140 64H139ZM146 66H148V65H146ZM182 66V65H181ZM184 66V65H183ZM193 66H194V64H193ZM196 66H198V65H196ZM195 66V67H196ZM212 66V65H211ZM221 66V65H220ZM225 66H227V65H225ZM3 67H4V69L7 67L6 65L5 66H2V67H0L1 69H3ZM13 67H12V69L11 70H13ZM37 67V68H38ZM45 67V66H44ZM44 67H43V65H42V68L44 69ZM50 67V66H49ZM50 67V68H51ZM62 67L63 66H61V70H60V72H59V70H55V71H58L59 73H60V75L62 74V78H60L62 81H63V77H64V75H63V73H61V71H63L62 70ZM138 67V66H137ZM158 66H156V68H157ZM169 67V66H168ZM180 67V66H179ZM190 67H192V66H190ZM194 67V68H195ZM254 67V66H253ZM263 67V66H262ZM261 67V68H262ZM8 68V69H9ZM14 68V69H15ZM42 68H41V70H42ZM51 68V69H52ZM133 68V67H132ZM132 68H130V69H132ZM149 68H151V67H149ZM188 68H189V66H188ZM193 68V67H192ZM203 68V67H202ZM225 68V67H224ZM236 68V67H235ZM260 68V69H261ZM3 69V71H7L6 69L4 70ZM46 69V71L47 70H49V68L47 69V68H45ZM52 69V70H53ZM122 69H124L125 70V72L122 70ZM141 69V68H140ZM138 70V69H136V70H138L137 72L139 73H142L141 72V70ZM143 69V68H142ZM146 69V68H145ZM153 69V68H152ZM158 69V68H157ZM184 69V68H183ZM182 69V70H183ZM196 69V68H195ZM198 69V68H197ZM204 69V68H203ZM211 69V68H210ZM219 69V68H218ZM218 69H217V71H218ZM227 69H229V68H227ZM226 69V70H227ZM256 69H257V67H256ZM10 70V69H9ZM16 70V69H15ZM23 70V72L22 73H20V71H22ZM30 70H32V72H34V70L33 69H30ZM30 70H28V71H30ZM133 70H134V68H133ZM136 70H135V72H136ZM154 70V69H153ZM160 70V69H159ZM162 70V69H161ZM169 70V69H168ZM170 70H172V69H170ZM174 70V69H173ZM177 70V69H176ZM214 70V69H213ZM263 70V69H262ZM28 71H26V72H28ZM35 71H37V70H35ZM50 71V70H49ZM63 71V72H64ZM78 71L81 73V75L83 74V73H85L84 74V76H82L81 77V75H79L80 73H78ZM143 71V70H142ZM156 71V70H155ZM158 71V70H157ZM181 71V70H180ZM192 71H194V70H192ZM201 71V70H200ZM238 71V70H237ZM251 71V70H250ZM2 72V71H1ZM13 72H14V70H13ZM43 72V71H42ZM41 72V73H42ZM83 72V73H82ZM144 72V71H143ZM150 72H151V70H150ZM152 72H154V71H152ZM178 72V71H177ZM191 72V71H190ZM189 72V73H190ZM198 72H199V70H198ZM197 72V73H198ZM205 72V71H204ZM209 72V71H208ZM214 72V71H213ZM222 72V71H221ZM260 72V71H259ZM3 73V72H2ZM1 73V74H2ZM11 75H12V72H9ZM15 73V72H14ZM36 73V72H35ZM37 73H39V71L37 72ZM36 73V74H37ZM44 73H46L45 71H44ZM44 73H43V75H44ZM49 73H51V74H49ZM48 74L49 75H51L50 77H51V79L52 78H54V79H57V80H55V84H57L58 83V85H59V82L61 83V81L60 80H58V78H56V76H54V77H52L54 74V71H53V73L52 72H49ZM57 73V72H56ZM147 72L145 71V74H146ZM148 73H149V71H148ZM155 73V72H154ZM163 73V72H162ZM184 73V72H183ZM194 73H196V72H194ZM200 73V72H199ZM244 73V72H243ZM10 74H9V76H10ZM25 74H27V73H25ZM25 74H24V77H25ZM29 74V73H28ZM33 74V73H32ZM32 74H30V76L29 75H27L28 77H29V83L28 82H26V83H28V85H26V86H29L30 84H34L36 81L34 80V83L32 82H30V78L31 77H33V75ZM40 74V73H39ZM108 76V77H106V75ZM150 74V73H149ZM158 74V73H157ZM161 74V73H160ZM164 74V73H163ZM168 74V73H167ZM175 73L173 72V75H174ZM178 74H180V73H178ZM204 76H205V74L204 73H202ZM201 74V75H202ZM206 74H207V72H206ZM217 74V72L215 73V75ZM3 75H4V73H3ZM6 75H7V73H6ZM32 75V76H31ZM42 74H41V76H43ZM47 75V74H46ZM49 75H47V76H49ZM56 75V74H55ZM59 75V74H58ZM137 75H139V76H142V75H140V74H137ZM185 75H186V73H185ZM208 75V74H207ZM2 76V75H1ZM0 76V77H1ZM9 76H4L5 78H7V77H9ZM14 76H16V75H14ZM18 76L17 77H14V78H17L18 80H21V79H26V78H23V75H22V77L21 76H19V77H21V79L20 78H18ZM37 76V75H36ZM36 76H34V79H35V77ZM110 76V77H109ZM145 76V75H144ZM147 76V75H146ZM145 76V77H146ZM153 76V75H152ZM152 76L151 75H149V77L147 78L148 79V81H150L149 80V78L151 77L152 78ZM164 76V75H163ZM170 76H172V75H170ZM176 76V75H175ZM174 76V77H175ZM178 76V75H177ZM183 76V75H182ZM189 76V75H188ZM194 76V75H193ZM211 76V75H210ZM216 76H218V74L216 75ZM220 76V75H219ZM3 77V76H2ZM12 77V76H11ZM66 77H65V79H66ZM68 77H67V79H68ZM75 77V78H74ZM145 77H143V78H141V80L142 79H144ZM157 77V76H156ZM181 77V76H180ZM179 77V78H180ZM206 77V76H205ZM212 77V76H211ZM223 77V76H222ZM225 77V79H226V76H224ZM246 77V76H245ZM248 77V76H247ZM253 77V76H252ZM259 77V76H258ZM10 78V77H9ZM8 78V79H9ZM13 78V77H12ZM12 78H10V79H12ZM13 78V80H15ZM40 78V77H39ZM38 78V79H39ZM167 78V77H166ZM173 78V77H172ZM177 78V77H176ZM207 78V77H206ZM206 78H205V80H206ZM218 78V77H217ZM261 78V77H260ZM2 79H4V78H2ZM16 79V82L18 83V85L19 84H21L22 85V82H24V81H22L21 83H20V81H18ZM33 79V78H32ZM31 79V80H32ZM43 79H46L47 81H48V79L47 78H43L42 77V80ZM53 79V80H54ZM66 79V80H67ZM70 79V78H69ZM86 79V80H85ZM187 79H188V77H187ZM211 79V78H210ZM221 79V78H220ZM231 79V78H230ZM238 79H240V78H238ZM250 79H251V77H250ZM12 80V81H13ZM40 80V79H39ZM46 80H44V81H46ZM65 80V81H66ZM70 80H72V79H70ZM174 80H175V78H174ZM176 80H178V79H176ZM191 80H194V79H192V75H191ZM190 80V81H191ZM197 80H198V78H197ZM196 80V81H197ZM199 80H204L203 78L202 79H199ZM215 80V79H214ZM233 80V79H232ZM254 80V79H253ZM1 82H2V80H0ZM8 81V80H7ZM12 81H9V83H12ZM26 81V80H25ZM33 81V80H32ZM41 82L42 83V85H43V87L44 86H47V85H49V82ZM50 81V80H49ZM68 81V80H67ZM73 81V80H72ZM105 81V82H104ZM143 81V80H142ZM187 81V80H186ZM189 81V80H188ZM195 81V80H194ZM208 81H209V78H208ZM224 81V80H223ZM228 81H230V80H228ZM237 81V80H236ZM248 81V80H247ZM256 81V80H255ZM254 81V82H255ZM1 82H0V84H1ZM13 82H15V81H13ZM16 82H15V84H13L12 83V85H17L16 84ZM57 82V83H56ZM69 82V81H68ZM68 82H66V83H68ZM98 82V81H97ZM96 82V83H97ZM142 83V84H140V83ZM167 81H165L164 80V83H166ZM178 82V81H177ZM183 82V81H182ZM192 82V81H191ZM198 82V81H197ZM197 82H195L196 84H197ZM214 82V81H213ZM241 82H243V81H241ZM4 83V82H3ZM7 83V82H6ZM44 83H46L47 85H45ZM51 83V82H50ZM64 83L65 82H63V85H64ZM70 83V82H69ZM72 83V82H71ZM70 83V84H71ZM92 83V82H91ZM93 83L94 84H96L95 83V81H93ZM145 83V82H144ZM146 83H147V81H146ZM150 83V82H149ZM161 83V82H160ZM159 83V84H160ZM172 83V82H171ZM174 83V82H173ZM212 83V82H211ZM226 83V82H225ZM245 83V82H244ZM262 82H260V84H261ZM8 84V83H7ZM24 84V83H23ZM36 84V83H35ZM34 84V85H35ZM51 84H54V82H52ZM51 84H50V86H51ZM73 84L75 85L76 84V82L74 83L73 82ZM102 84V85H103ZM116 84H118V86L119 87H122V89H123V92L124 93H127V95H126V97L123 95H121V97L119 96V98H121V100L122 99H125L126 101H129V108L131 107V105H133L134 103H135V106H137V108L140 110V113L141 112H145L144 114L146 115V114H148V113H146V111L147 112H149V115L150 114H152V112L150 113V110L152 111L153 109V111H155V113H156V115H154L155 117L154 118H156V119H154L153 118V116L152 115H150L151 116V119L153 118L154 120H152L153 121V123H150V121L151 120H149V122H147V124H148V127L149 126H152V124H154L153 126H157L158 125V127H159V125H161L162 124V126H164L163 125V123H158L157 124V122L155 121V120H159V122L162 120V122L163 121H165V123H166V121L169 123V125L171 126V124H172V126L177 130V131H173L172 133H173V135L174 134H176V132H177V134H179V135H177V137H176V135L175 136H173V135H169V134H167L166 132H167V130L165 131V130H162L163 132L165 131V133L164 134H166V135H164L165 136V141L163 142L162 140H161V138L163 139V133L161 134L160 132H161V130H160V134L159 133H154V134H156V139L158 140V143H157V141L156 140H154L155 139V137H154V139H153V137L152 136H149L147 133V125H145V121H147V119H149L148 117H150V116H148V115H144V114H138V119H133L132 121L130 120V121H126L129 117H132V116H130V115H132V114H130L129 116L127 115V117L126 116H122V115H120V116H122V117H119V115L118 114H116L117 112H119V109H118V111H116V115H113L114 114V106H113V104H115V103H111L112 105L111 106H113L112 108L113 109H107L108 108V106L107 105H109V103L111 102V101H108L109 99L106 97V93L108 92V91H112L113 89H114V91L113 92H115V91H119L121 88H119V90H118V88H117V90H115V87H117L116 86ZM151 85H152V83H150ZM193 84V83H192ZM215 84V83H214ZM214 84H212V86L214 85ZM218 84V83H217ZM229 84V83H228ZM235 84V83H234ZM238 84V83H237ZM241 84V83H240ZM252 84V83H251ZM6 84H4V86H5ZM17 85V86H18ZM24 85V86H25ZM41 85V86H42ZM63 85H59L60 87H62ZM74 85H72L73 87L72 88H74L75 86ZM113 85H115L114 87H113ZM121 85V86H120ZM173 85V84H172ZM180 85V84H179ZM184 85V84H183ZM186 85V84H185ZM216 85V84H215ZM219 85V84H218ZM247 85V84H246ZM248 85H250V84H248ZM263 85V84H262ZM1 86L2 87H4L2 84H1ZM37 86V85H36ZM39 86H40V84H39ZM36 87V89L37 88H41V91H42V88L43 87ZM65 87L66 86H68V84L66 85H64ZM94 86V87H93ZM161 86H163L164 87V85H161L160 84V87ZM178 86V85H177ZM192 86V85H191ZM196 86V85H195ZM201 86V85H200ZM199 86V87H200ZM234 86V85H233ZM242 86V85H241ZM254 86V85H253ZM5 87H7V85L5 86ZM4 87V88H5ZM11 87V86H10ZM10 87H8L9 89H10ZM15 87V86H14ZM19 87V86H18ZM33 86H31L30 88H32ZM69 87H71L70 85H69ZM155 87H157L156 89H154ZM162 87V88H163ZM170 87V86H169ZM168 87V88H169ZM173 87V86H172ZM184 87V86H183ZM215 87V86H214ZM248 87V86H247ZM250 87V86H249ZM48 88H49V86H48ZM95 88V89H94ZM228 88V87H227ZM1 89H3V88H1ZM0 89V90H1ZM6 89V88H5ZM9 89H7L8 91H6V92H9ZM18 90H16V91H22V90H20L21 89V87L20 88H17ZM23 89V88H22ZM29 89V88H28ZM33 89H34V87H33ZM32 89V90H33ZM36 89H34V91L36 90ZM53 89H55V87L53 88ZM57 89V88H56ZM65 89V88H64ZM66 89H68L67 87H66ZM70 89V88H69ZM121 89V90H122ZM164 89H167V88H164ZM172 89V88H171ZM171 89H170V91H171ZM185 89V88H184ZM188 89V88H187ZM198 89V88H197ZM203 89V88H202ZM249 89V88H248ZM264 89V88H263ZM13 90V92H16V91H14V89H12ZM38 90V89H37ZM159 90L161 91V92H159ZM169 90V89H168ZM173 90H175V89H173ZM180 90V89H179ZM183 90V89H182ZM231 90V89H230ZM2 91V93H3V95H4V92H3V90H1ZM5 91V90H4ZM33 91V92H34ZM39 92H40V89L38 90ZM57 91V92H56ZM95 91H100V92H97V93H99V94H97L96 95V93H94ZM165 91V90H164ZM167 91V90H166ZM177 91V90H176ZM175 91V92H176ZM203 91V90H202ZM235 91V90H234ZM252 91H253V89H252ZM12 92V91H11ZM12 92V93H13ZM32 92V91H31ZM32 92V93H33ZM46 92H45V94H46ZM52 92V93H53ZM106 92V93H105ZM121 92V91H120ZM120 92L118 93V94H120ZM123 92H121V93H123ZM169 92V91H168ZM174 92V93H175ZM184 92V91H183ZM191 92V91H190ZM189 92V93H190ZM229 92V91H228ZM233 92V91H232ZM23 93H28L27 91L26 92H21L20 94H23ZM43 93V92H42ZM58 93V94H57ZM112 93V92H111ZM111 93L109 92L108 94L109 95H107L108 97H111L110 95H111ZM116 93V92H115ZM172 93V92H171ZM192 93V92H191ZM199 93V92H198ZM255 93V92H254ZM6 94H8V93H5V95ZM30 94V93H29ZM35 94V93H34ZM33 94V95H34ZM37 94L38 95H40L38 92H37ZM44 94V93H43ZM74 94V93H73ZM92 94H94V95H96L97 97H100V95L102 94V98L104 99V96H105V98H107V101L109 102V103H107V105H106V107H105V102H107L105 99V102L103 103L102 102V106H104L105 108H103V107H101V108H99L101 105V103H100V101H101V97H100V99L98 98V100H97V97L96 96H94V95H92ZM114 94V93H113ZM112 94V95H113ZM118 94H116V95H118ZM183 94V93H182ZM193 94V93H192ZM232 94V93H231ZM249 94V93H248ZM257 94V93H256ZM1 95V94H0ZM3 95H1L2 97H4ZM17 95V94H16ZM26 95V97H27V94H25ZM32 95V96H33ZM36 95V94H35ZM35 95H34V98L36 99V97H35ZM50 94H47L46 96H49ZM55 95V94H54ZM90 95H92V96H94V97H96V98H94V97H90ZM99 95V96H98ZM115 95V94H114ZM114 95H113V97L110 99V100H112V101H114L113 100V98H114ZM169 95V94H168ZM179 95V94H178ZM188 94H186V96H187ZM191 95V94H190ZM198 95V94H197ZM208 95H209V93H208ZM214 95V94H213ZM234 95V94H233ZM252 95V94H251ZM9 96V95H8ZM19 96V95H18ZM29 96V95H28ZM32 96H31V99H32ZM41 96L39 97V98H41ZM51 96H53V95H51ZM62 96V95H61ZM62 96V97H63ZM170 96H173V95H170ZM180 96V95H179ZM179 96H178V98H179ZM185 96V95H184ZM183 96V97H184ZM192 96V95H191ZM191 96H190V98H191ZM224 96V95H223ZM254 96V95H253ZM262 96H264V95H262ZM1 97V98H2ZM13 97V96H12ZM25 97V96H24ZM30 97V96H29ZM38 97V96H37ZM53 97H55V96H53ZM58 97V99H60ZM117 97V96H116ZM124 97V98H123ZM241 97V96H240ZM244 97V96H243ZM28 98V97H27ZM26 98V99H27ZM57 98V97H56ZM93 98V99H92ZM118 98V97H117ZM116 98V99H117ZM185 98V97H184ZM189 98V97H188ZM219 98V97H218ZM242 98V97H241ZM251 98V97H250ZM256 98V97H255ZM262 98V97H261ZM264 98V97H263ZM6 99H8L7 98V96H6ZM9 99H10V96H9ZM9 99H8V102H9ZM58 99H56V100H58ZM65 99V97L63 98V100ZM103 99H102V101H103ZM187 99V98H186ZM192 99V98H191ZM198 99V98H197ZM258 99H259V97H258ZM2 100H3V98H2ZM27 100H29V99H27ZM33 100V99H32ZM52 100H54V98L53 99H51L50 101H52ZM63 100H61V102L63 101ZM125 100H123V101H125ZM173 102H172V101ZM179 100V99H178ZM180 100H181V97H180ZM231 100V99H230ZM229 100V101H230ZM262 100V99H261ZM261 100H260V102H261ZM31 101V100H30ZM29 101V102H30ZM119 101V99L117 100V102ZM126 101H125V104H127L126 103ZM183 101V100H182ZM184 101H185V99H184ZM183 101V102H184ZM197 101V100H196ZM237 101V100H236ZM251 101V100H250ZM263 101V100H262ZM1 102V101H0ZM4 102V101H3ZM22 102V103H23ZM29 102H26L27 104L29 103ZM34 102H37V101H34L33 100V103ZM56 102V101H55ZM64 102V101H63ZM115 102H116V100H115ZM116 102V103H117ZM186 102V101H185ZM187 102H189V99H188V101ZM193 103H194V101H192ZM208 102V101H207ZM219 102V101H218ZM249 102V101H248ZM256 102H258V101H256ZM18 103V102H17ZM17 103H16V106H17ZM31 104H29V105H32L33 103L32 102H30ZM100 103V104H99ZM130 103H132V104H130ZM203 103V102H202ZM202 103H200V104H202ZM204 103H206V102H204ZM216 103H217V101H216ZM224 103V102H223ZM227 103H229V102H227ZM250 103H252V102H250ZM7 104V103H6ZM9 104V103H8ZM19 104V103H18ZM104 104V105H103ZM120 104H122L121 102H120ZM194 104H196V103H194ZM199 104V103H198ZM232 104V103H231ZM1 105V104H0ZM20 105V106H21ZM34 105H35V103H34ZM37 105V104H36ZM42 105H43V107H42ZM62 105H63V107H62ZM100 105V106H99ZM128 105V104H127ZM186 105V104H185ZM192 105V104H191ZM214 105V104H213ZM216 105V104H215ZM220 105V104H219ZM225 105V104H224ZM236 105V104H235ZM252 105V104H251ZM257 106H258V104H256ZM19 106V105H18ZM28 106V105H27ZM46 106V107H45ZM124 106V105H123ZM126 106V105H125ZM197 106V105H196ZM201 106V105H200ZM208 106V105H207ZM211 106H212V104H211ZM217 106V105H216ZM8 107H10V108H8ZM12 107H15V105L14 106H12ZM32 107V106H31ZM119 108H120V105L118 106ZM128 107V106H127ZM188 107H189V105H188ZM201 107H203V106H201ZM206 107V106H205ZM204 107V108H205ZM226 107V106H225ZM247 107V106H246ZM254 107V106H253ZM40 108V109H39ZM121 108H122V106H121ZM125 108V107H124ZM132 108H134V106L132 107ZM136 107H135V109H137ZM190 108V107H189ZM198 108H199V106H198ZM212 108H214V107H212ZM221 108V107H220ZM231 108V107H230ZM257 108V110L260 112V115H261V113L263 114L264 113V102L263 103H261L260 104V106L259 107H256ZM29 109H31V108H29ZM107 109V110H106ZM125 109H127V108H125ZM135 109H133L134 111H135ZM137 109V110H138ZM191 109V108H190ZM207 109V108H206ZM11 110H12V112H11ZM34 110V109H33ZM49 110V111H48ZM108 110H111V111H113V113L111 112V111H109V112H111V113H108L109 115H111L110 117H111V119H108V118H110L109 116H106V111H108ZM128 110V109H127ZM208 110V109H207ZM213 110V109H212ZM218 110V109H217ZM217 110H215V111H217ZM230 110V109H229ZM31 111H32V109L29 111L30 113H31ZM101 111V112H100ZM121 111H122V109H121ZM124 111H126V110H124ZM123 111V112H124ZM133 111V112H134ZM202 111V110H201ZM219 111V110H218ZM222 111V110H221ZM2 112V111H1ZM8 112V113H9ZM139 112V111H138ZM199 112V111H198ZM207 112H209V111H207ZM212 112V111H211ZM210 112V113H211ZM230 112V111H229ZM234 112V111H233ZM246 112H247V110H246ZM254 112V111H253ZM256 112V111H255ZM29 113V114H30ZM32 113H33V111H32ZM34 113V114H35ZM100 113V114H99ZM104 113H105V115H104ZM120 113V112H119ZM154 113V112H153ZM226 112L224 111V113L223 114H225ZM232 112H230L229 114H231ZM239 113H241V112H239ZM36 114H35V116L34 117H36ZM107 114V115H108ZM8 115V114H7ZM101 117H100V116ZM113 115V116H112ZM118 115V116H117ZM125 115V114H124ZM211 115V114H210ZM219 115H220V113H219ZM228 115V114H227ZM9 116V115H8ZM33 116V115H32ZM135 116V114L133 115V117ZM137 116V115H136ZM135 116V117H136ZM157 116V117H156ZM230 116V115H229ZM238 116V115H237ZM249 116V115H248ZM247 116V117H248ZM257 116V115H256ZM261 116H263V115H261ZM5 117L6 118H8L7 119V121L9 122H7L6 120H5ZM125 117L127 118V119H125ZM232 117H233V115H232ZM31 118H33V117H31ZM51 118V117H50ZM122 118H124V119H122ZM145 118H146V120H145ZM227 118H229V117H227ZM264 118V117H263ZM12 119V118H11ZM34 119V118H33ZM220 119H222V118H220ZM235 119V118H234ZM51 120H52V118H51ZM157 120V121H158ZM226 120H228V119H225L224 121H226ZM240 120H241V118H240ZM239 120V121H240ZM254 120V119H253ZM256 120V119H255ZM259 120V119H258ZM11 121H13V120H11ZM48 121H50V120H48ZM151 121V122H152ZM154 121L156 122V124L157 125H155V123H154ZM230 121V120H229ZM229 121L227 122L228 124H229ZM232 121V120H231ZM248 121V120H247ZM36 122V123H37ZM53 122H54V120H53ZM242 122H244V121H242ZM250 122H252V121H250ZM11 123V124H10ZM36 123L35 124H33V126L34 125H36ZM164 123V124H165ZM232 123V122H231ZM230 123V124H231ZM234 123V122H233ZM245 124H246V122H244ZM248 123V122H247ZM255 123V122H254ZM254 123H252V124H254ZM13 124V125H12ZM49 124V123H48ZM47 124V125H48ZM54 124V123H53ZM250 124V123H249ZM261 124V123H260ZM40 126H41V124H39ZM49 125H51V129H52V124H49ZM166 125V124H165ZM255 125H256V123H255ZM254 125V126H255ZM32 125H31V127H33ZM37 126V125H36ZM45 126H46V124H45ZM152 126V127H153ZM171 126V127H172ZM200 126H202V127H205L206 128V130L205 131H208V132H205V133H203V134H205V135H203L202 134V132H200V129L198 130V128L200 127ZM228 126V125H227ZM234 126V125H233ZM248 126V125H247ZM251 126V125H250ZM253 126V125H252ZM103 128V131L102 130H100V129H102ZM152 127L151 128H149L150 130H149V132H152L151 131V129H152ZM167 127H169L168 125H167ZM171 128V129H168V128H166L165 126L164 127H161L160 126V128L162 129V128H166V129H168V131L169 130H173L174 128ZM24 128V127H23ZM34 128H36L35 126H34ZM39 128H42V126L41 127H39ZM57 128V127H56ZM146 128V129H145ZM160 128H158V129H160ZM201 128V127H200ZM233 128H232V130H233ZM252 128V127H251ZM254 128V127H253ZM27 129H30V128H27ZM42 129H44V127L42 128ZM45 129H46V127H45ZM50 129V128H49ZM48 129V130H49ZM54 129H55V127H54ZM157 129V127H156V130H158ZM244 131H245V129H244V127L242 128ZM241 129V130H242ZM259 129H260V127H259ZM192 130H195L196 131V133H199V134H195L194 136H196V135H200V133L203 135V136H205L206 137V139L208 140V142H207V140H206V144L207 143H209V144H212V143H214L213 145H207V146H209L210 148H206L205 147V145L203 144V145H199V142L201 141L202 142V140H198V137H199V139H200V136H198L197 138H196V141L198 140L199 142H198V145L197 144H193V143H191V142H193V141H190L188 138H190V137H187V135H189L190 134V132L189 131H191V132H193V134H194V132L195 131H192ZM240 130V131H241ZM29 131V130H28ZM27 131V135H31V137H34V136H32V133L31 134H29V132ZM31 131V130H30ZM32 131H34L33 133H36L35 132V129L34 130H32ZM37 132H39V133H42L43 132V130H42V132H41V130H36ZM52 131V130H51ZM58 131V130H57ZM66 131V132H65ZM154 131H155V129H154ZM153 131V132H154ZM199 131V132H198ZM201 131H203L204 132V130L201 128ZM261 131V130H260ZM24 132V133H23ZM55 132H56V130H55ZM70 132V133H69ZM171 132V131H170ZM170 132H168V133H170ZM246 132H248V129L246 130ZM254 131H252V133H253ZM39 133H37L38 135V138L41 140V138H42V140H43V137H41V136H39ZM47 130L45 131V133L44 134H40V135H47ZM53 131L52 132H50V134L53 136ZM239 133V132H238ZM256 133H257V131H256ZM255 133V134H256ZM54 134H56V133H54ZM58 134H61L60 132H58L57 133V136H58ZM154 134L153 133H150V135H153L154 136ZM162 135L161 136V138H160V142H159V135ZM171 134V133H170ZM263 134V133H262ZM33 135H35V134H33ZM50 135V136H51ZM67 135V134H66ZM157 135H158V137H157ZM239 135V136H238ZM257 135V134H256ZM24 136L26 137V138H24ZM48 136V135H47ZM50 136H48V137H50ZM51 136V137H52ZM56 136V135H55ZM57 136H56V138H57ZM61 136H63V135H61ZM60 135H59V140H60V137H61ZM73 136L71 137V138H73ZM80 136H81V140H80V142L82 141V140H88V145L87 146H89L88 148H86L87 150H84V151H82V150H77L76 151V149L77 148H80L79 146H81L80 145V143H79V145L78 144H75V143H78L79 142V139H80ZM82 136H84L85 137V139H82ZM190 136V135H189ZM192 136V135H191ZM193 136V137H194ZM250 136H252V135H250ZM263 136V135H262ZM30 137V138H31ZM36 137V136H35ZM46 137V136H45ZM83 137V138H84ZM152 137V139H150V138ZM187 137V138H186ZM264 137V136H263ZM37 138V137H36ZM36 138H35V140H36ZM53 138V137H52ZM55 137H54V139H50V141L51 140H54V141H58V139H56ZM63 138V137H62ZM68 138V137H67ZM192 138V137H191ZM190 138V139H191ZM203 138V137H202ZM33 139V138H32ZM48 139V138H47ZM69 139H70V136H69ZM69 139H68V142H70L69 141ZM190 141H188V140ZM194 139V138H193ZM205 138H203V140H204ZM34 140V139H33ZM40 140H37V141H39L40 142ZM46 140V139H45ZM49 140V139H48ZM63 140H65V139H63ZM186 140V141H185ZM28 141V142H27ZM30 141H32V142H30ZM47 141V140H46ZM45 141V142H46ZM61 141V140H60ZM259 141H261V140H259ZM263 141V140H262ZM30 142V143H29ZM39 142H37V143H39ZM42 142V141H41ZM53 142V141H52ZM52 142H51V144H52ZM65 142V141H64ZM187 142H189V143H187ZM200 142V143H201ZM212 142V143H211ZM55 144H56V142H54ZM60 143V142H59ZM66 143V142H65ZM71 143V142H70ZM70 143H68V144H70ZM85 143L87 144V142L85 141L84 142V144L83 145H85ZM195 143V142H194ZM203 143H205V142H203ZM258 143H259V145H258ZM47 144H48V141H47ZM82 144V143H81ZM230 144H232V145H230ZM229 145H230V148H229ZM235 145H234V148H235ZM52 146V145H51ZM56 146V145H55ZM61 146V145H60ZM65 146H66V144H65ZM76 146H78V147H76ZM241 146H240V148L239 149H241ZM242 146V147H243ZM264 146V145H263ZM70 147V148H71ZM85 147V146H84ZM83 147V148H84ZM46 148V147H45ZM60 148V147H59ZM59 148L58 149H56V151H58L59 150ZM61 148H62V146H61ZM76 148V149H75ZM234 148H233V150H234ZM43 149V150H42ZM50 149V148H49ZM64 149H65V147H64ZM63 149V150H64ZM81 149H82V147H81ZM214 149H215V152H213L214 151ZM236 149V148H235ZM239 149H237V150H239ZM61 150V149H60ZM59 150V151H60ZM212 150V151H211ZM55 151V152H56ZM81 151H82V153H81ZM90 151V152H91ZM235 151V150H234ZM248 151V150H247ZM54 152V154H55V156L57 155L56 153ZM62 152V151H61ZM60 152V154H62V155H58V157L59 158H61L60 156H64L63 155V152L61 153ZM59 153V152H58ZM80 153V154H79ZM231 153H233V152H231ZM241 153H242V149H241ZM240 153V154H241ZM247 153H251V152H247ZM91 154V153H90ZM89 154V155H90ZM93 154V153H92ZM112 154V155H111ZM237 154V153H236ZM244 154V153H243ZM246 154V153H245ZM245 154L243 155V156H245ZM251 155H253V154H251ZM47 156V157H48ZM113 156H116L117 158H119V159H114L113 158ZM229 156V157H228ZM249 156H250V154H249ZM34 157H37V159L39 158V159H41L40 161L38 160L37 162L35 161V160H37V159H34ZM57 157V156H56ZM55 157V158H56ZM65 157V156H64ZM85 157H87V155L85 156ZM252 157V156H251ZM254 157V156H253ZM261 157V158H262ZM50 158V157H49ZM59 158H57L58 160H59ZM63 158V157H62ZM79 158V157H78ZM97 158V157H96ZM234 158V157H233ZM248 158V157H247ZM262 158V159H263ZM57 159H56V161H57ZM66 159V158H65ZM231 159H232V161H231ZM245 159H246V156H245ZM251 159V158H250ZM257 159V158H256ZM262 159H259L260 160V162H261V160ZM44 160H47V159H44ZM69 160H70V158H69ZM68 160V161H69ZM115 160V161H114ZM248 160V159H247ZM254 160V159H253ZM259 160H258V162H257V164L259 163ZM51 163H53L52 161H51V159L49 160ZM54 161V160H53ZM71 161H72V159H71ZM82 161V160H81ZM246 161V160H245ZM255 161V160H254ZM263 161V160H262ZM55 162V161H54ZM59 162H61V159L59 160ZM76 162V161H75ZM84 162V161H83ZM251 162H252V159H251ZM256 162V161H255ZM47 163V162H46ZM50 163V164H51ZM57 163V162H56ZM74 163V162H73ZM79 163V162H78ZM234 163H235V165H234ZM245 163V162H244ZM247 163V162H246ZM249 163V162H248ZM254 163V162H253ZM253 163H251L252 164V166L253 167H255L254 165H253ZM39 164H40V166H39ZM59 164H56L55 165V167L57 168V165H59ZM70 164V163H69ZM83 164V165H82ZM38 167H37V166ZM75 165H76V163H75ZM78 165V164H77ZM242 164H240L239 165V167H242L241 166ZM256 165V164H255ZM247 166V165H246ZM250 166V165H249ZM259 166H260V164H259ZM37 167V168H36ZM44 167H45V165H44ZM59 167V166H58ZM68 167H70V169L68 168ZM74 167V168H73ZM40 168V169H39ZM55 168V169H56ZM260 168V167H259ZM262 168V167H261ZM41 170L42 169V171L40 172L39 170ZM54 168H52V170H53ZM55 169L53 170V171H55ZM71 169H72V171H71ZM239 169H241V168H239ZM250 169H252L251 167H250ZM249 168H247V172H248V174H249V171L248 170H250ZM255 169V168H254ZM264 169V168H263ZM260 171H261V169H259ZM37 171H39L40 173L38 174V172ZM77 171H76V174H78L77 173ZM244 171V170H243ZM243 171H242V173H243ZM251 171H253V172H255L254 170H251ZM256 171H257V169H256ZM259 171V172H260ZM263 171V170H262ZM261 171V172H262ZM50 172L52 173V171L50 170ZM84 173L83 174V177H80L81 175H80V173ZM237 172V173H238ZM260 172V173H261ZM264 172V171H263ZM65 173V174H66ZM235 173V174H234ZM240 174V173H238L239 175H242L243 176V174H245V175H247V173L244 171V173L243 174ZM234 174V175H233ZM253 174H256V176L258 175V173L256 172V173H253ZM252 174V175H253ZM264 174V173H263ZM42 175V174H41ZM57 175V174H56ZM67 175V178H69V176ZM235 176V177H233V176ZM237 175V176H236ZM244 175V176H245ZM260 175V174H259ZM66 176V175H65ZM242 176H240L241 178H242ZM248 176H251V175H248ZM261 176H263L264 177V175H261ZM54 177V176H53ZM52 177V178H53ZM60 177V178H61ZM240 177H239V179H240ZM247 177V176H246ZM253 177V176H252ZM252 177H248L247 179L249 180V178H252ZM55 178V177H54ZM206 178V179H205ZM259 178V177H258ZM261 179V178H260ZM260 179H258V183H261L260 181H264V180H260ZM52 180H55V179H52ZM72 180V179H71ZM207 180V181H208ZM231 180H233V179H231ZM230 180V181H231ZM245 180V179H244ZM244 180H242L241 182H243ZM257 180V178L255 177V181ZM204 181V182H205ZM235 181V180H234ZM234 181H232V182H234ZM237 181V180H236ZM239 181V180H238ZM252 181H253V179H252ZM251 181V182H252ZM69 182H71V181H69ZM212 182H214V180L212 181ZM245 182V181H244ZM247 182V181H246ZM256 182V183H257ZM80 183V182H79ZM207 183H209V182H207ZM236 183H238V182H236ZM235 183V184H236ZM254 183V182H253ZM258 183H257V185H258ZM73 184H76V185H74L73 186ZM201 183H199V185H200ZM203 184V183H202ZM210 184V183H209ZM215 184V183H214ZM215 185L216 186V188H217V186L218 185ZM226 184L224 185V183H223V185L224 186H226ZM234 184V183H233ZM232 184V185H233ZM248 184V187H249V182L247 183ZM246 184V185H247ZM264 184V183H263ZM206 184H204V186H205ZM236 185H238V184H236ZM242 187H243V185L242 184H240ZM239 185V187H241ZM244 185H245V183H244ZM256 185V186H257ZM261 185V184H260ZM210 186V185H209ZM229 186V185H228ZM256 186H254L255 188H256ZM264 186V185H263ZM73 187H76V190H75V192H73L74 191V189L75 188H73ZM202 187V186H201ZM212 187H214L213 185L211 186V188ZM233 187V186H232ZM236 187V186H235ZM234 187V188H235ZM238 187V186H237ZM241 187V188H242ZM253 187V186H252ZM253 187V188H254ZM187 190H186V189ZM190 188V189H189ZM199 188V189H198ZM203 188V187H202ZM205 188V187H204ZM218 188H219V186H218ZM244 188V187H243ZM260 188V187H259ZM97 189V190H96ZM178 189H180L179 191H178V193H177V195H176V192H177V190ZM228 189V188H227ZM240 189V188H239ZM246 189V188H245ZM244 189V190H245ZM80 190H81V192H80ZM101 191V194H103L102 196H101V194H99L100 193V191ZM188 190H189V192H188ZM191 190V191H190ZM203 190V189H202ZM205 190V189H204ZM211 190V189H210ZM217 190V189H216ZM230 190V188L228 189V191ZM238 190V189H237ZM241 190V189H240ZM239 190V191H240ZM247 190V189H246ZM249 190H252L253 191V189H249ZM96 191V192H95ZM97 191H98V194H96L97 193ZM218 191V190H217ZM225 191V190H224ZM223 191V192H224ZM227 191V192H228ZM232 191V190H231ZM239 191H237V192H239ZM242 191V190H241ZM234 192V191H233ZM248 192V191H247ZM247 192L245 193V195L247 194ZM257 192V191H256ZM262 192V191H261ZM182 193V192H181ZM184 193V192H183ZM232 193V192H231ZM235 193V192H234ZM242 193V192H241ZM263 193V192H262ZM190 194H192V192L190 193ZM222 194V193H221ZM220 194V195H221ZM250 194H253V193H251V191H250ZM249 194V195H250ZM256 194V193H255ZM56 195H59V197H61V199L60 198H58V199H56V197L54 198V196H56ZM100 195V196H99ZM175 195L176 196H179V198H177L178 200H176V197H175ZM215 195V196H214ZM226 195V194H225ZM225 195H223L224 197H223V199L221 198V199H219V201H221V200H224L225 199ZM228 195V194H227ZM230 195H233V193L232 194H230ZM236 195H239V193L238 194H236ZM242 195H244V193L242 194ZM241 195V196H242ZM263 195V194H262ZM188 196L189 197H191L189 194H188ZM188 196H186L185 195V197H188ZM222 196V195H221ZM229 196V195H228ZM240 196V197H241ZM248 196V195H247ZM254 197H255V195H253ZM58 197V196H57ZM189 197L188 198H186L185 200H187V199H189ZM238 197V196H237ZM192 198H190V199H192ZM228 198V197H227ZM226 198V199H227ZM234 198V197H233ZM232 198V199H233ZM243 198V197H242ZM256 198V197H255ZM60 199V200H59ZM190 199L188 200V201H190ZM241 199V198H240ZM254 199V198H253ZM182 200H183V198H182ZM180 201V202H184V200L183 201ZM251 200V199H250ZM256 200H258V199H256ZM260 200V199H259ZM176 201H178V202H176ZM217 201V200H216ZM215 201V202H216ZM252 201V200H251ZM186 202V201H185ZM227 202H228V200H227ZM231 202V201H230ZM236 202V201H235ZM249 202V201H248ZM257 202V201H256ZM264 202V201H263ZM177 203V204H176ZM194 203H193V205H194ZM219 203V202H218ZM221 203H222V201H221ZM221 203H219L220 205H221ZM239 203H241L240 201H239ZM246 203V202H245ZM251 203V202H250ZM260 203H262V202H259V204ZM200 204V205H201ZM214 204V203H213ZM226 204H228L229 205V203H226ZM225 204V205H226ZM242 204V203H241ZM257 204V203H256ZM256 204H252V205H256ZM264 204V203H263ZM90 205V206H89ZM187 205V206H188ZM215 205V204H214ZM217 205V204H216ZM215 205V207H217ZM244 205V204H243ZM250 205V204H249ZM260 205H262V204H260ZM182 206H183V209L184 210H186L185 212H184V210H182ZM188 206V207H189ZM208 206H209V204H208ZM208 206H207V208H208ZM211 206V205H210ZM209 206V207H210ZM224 206V205H223ZM222 206V207H223ZM236 206V205H235ZM247 206V205H246ZM257 206V205H256ZM263 206V205H262ZM90 207V208H89ZM97 207H98V209H97ZM195 207H197V206H195ZM198 207H199V205H198ZM197 207V208H198ZM204 207V206H203ZM230 207V206H229ZM244 207V206H243ZM252 207V206H251ZM260 209L262 208V207H260V206H258ZM200 208V207H199ZM207 208H206V210H207ZM213 208H214V206H213ZM234 207H233V205H232V209H233ZM248 208V207H247ZM253 208V207H252ZM263 208H264V206H263ZM188 209V208H187ZM201 209H202V207H201ZM209 209V208H208ZM211 209V208H210ZM219 209V208H218ZM230 209H231V207H230ZM249 209V208H248ZM247 209V210H248ZM255 209V208H254ZM257 210H254V212L255 211H258L259 212V210H258V208H256ZM203 210V209H202ZM212 210L213 209H211V213H212ZM215 210V209H214ZM225 210H226V208H225ZM227 210H228V208H227ZM235 210V209H234ZM239 210V209H238ZM215 211H219V210H217V208H216V210ZM214 211V212H215ZM231 211V210H230ZM229 211V212H230ZM242 211V210H241ZM252 212V214L254 215V213H253V210H251ZM148 212V213H147ZM150 212H156L155 214L154 213H150ZM199 212V211H198ZM198 212H196V213H198ZM231 212H235V211H231ZM238 212V211H237ZM244 212V211H243ZM258 212H256L255 213V215H257V213ZM144 213H147V214H145L146 215V217H147V219H148V214L150 213V216L153 214V215H156L154 218H153V220L151 219H149L148 221H146V220H144L146 217L144 216ZM184 213L187 215V219H186V216H184ZM207 213H209V212H207ZM210 213V214H211ZM219 213V212H218ZM224 213V212H223ZM241 213V212H240ZM239 213V215L241 216V214H243V213H241L240 214ZM245 213V212H244ZM260 213V212H259ZM159 214V215H160ZM195 214V216H192V215H194ZM200 214V213H199ZM202 214V213H201ZM209 214V217H208V219H212L211 218V216L213 215H210ZM234 214V213H233ZM250 214V213H249ZM261 214V213H260ZM260 214H258V215H260ZM264 214V213H263ZM203 215H204V213H203ZM202 215V216H203ZM206 215V214H205ZM203 216V218H206V216ZM245 215H247V216H249L248 214H247V212L245 213ZM253 215H251V216H253ZM254 215V216H255ZM258 215L256 216V217H258ZM141 216H144L143 217V220L145 221V222H143V220H141V219H139V223H140V225L142 224V222L143 223H146V222H152V224H149V225H147V223H146V225L145 224H143V225H141V227H140V225H139V228L141 229L143 226H145L144 228H142V230H140V231H138L137 230V228L136 227H138V226H131V228L133 229V228H136V230L135 229H131V228H128L129 227V225H132L131 223H132V221H133V224H134V222H135V220L136 221H138L137 219L139 218V217H141ZM217 216H218V214H217ZM216 216V217H217ZM222 216H224V214L222 215ZM231 216V215H230ZM244 216V215H243ZM262 216V214L259 216V218H257V220L258 219H261L260 217ZM153 217V216H152ZM184 217H185V220H184ZM190 217H192V218H190ZM195 218V220H193L194 218ZM221 216H218V218H220ZM235 217H236V215H235ZM263 217V216H262ZM137 218V219H136ZM166 218V217H165ZM203 218H201L200 217V219H202V222L204 221H206V219L205 220H203ZM214 218V217H213ZM226 217H224V219H225ZM228 218V217H227ZM231 218H233V217H231ZM241 218V217H240ZM248 218V217H247ZM252 218L253 219H256L255 217H251V219H250V216H249V220H252ZM158 219V217L156 218V220ZM181 219V220H180ZM207 219V220H208ZM132 220V221H131ZM159 220V219H158ZM169 220V222H170V225L169 226H173L172 225V223H171V221ZM214 219H212V221H213ZM215 220H216V218H215ZM218 220V219H217ZM216 220V221H217ZM222 220L223 219H221L218 223H219V225L221 224V222H222ZM228 220H229V218H228ZM237 220H239V219H237ZM248 220V221H249ZM129 221L131 222V223H129ZM142 221V222H141ZM195 221V222H194ZM201 221V220H200ZM199 221V223H201L202 225L204 224L205 225V223L207 222H205V223H202V222H200ZM224 221V220H223ZM225 221H227L226 219H225ZM224 221V222H225ZM234 222L236 221V220H233ZM247 221V222H248ZM254 221L255 220H253V223H254ZM259 221H261V220H258V221H256L258 224L259 223H261V222H259ZM159 222V223H158ZM177 222V223H178ZM189 222V223H190ZM213 222H215V221H213ZM213 222H211V220H210V222H207V223H213ZM230 222H232L231 220H229V223ZM237 222V221H236ZM236 222H235V225H236ZM240 222H242V221H240ZM245 222H246V220H245ZM264 222V221H263ZM129 223V224H128ZM136 223H138V222H136ZM136 223H135V225H136ZM138 223V224H139ZM185 223V224H186ZM193 223H192V226H193ZM206 223V224H207ZM218 223H216V226H215V224L213 223V225L212 226H214L213 228H212V231L210 232V231H208L210 228L206 225L205 226V228L207 229V227L209 228L208 230H206L205 228H203V226H201V224H199L200 225V227H202V228H197V230H195L196 229V227H195V229L193 228L192 230L193 231H191V232H193V234H194V231H196V236H195V234H194V236L195 237H193V238H195V240H198L197 242L199 243L200 242V244L198 245L199 247H196L195 245H193L192 244V246H194V250H197V248L199 249V248H202V247H200V246H204L205 248H207V249H205L207 252H209V251H214V253H217L216 251H220L219 253H217L216 255L215 254H213V252L212 253H210V255H209V253H207L206 254V252L205 251H202L201 252V249H200V251H198V252H201V253H199L198 254V252H197V255H196V252H191V250H193V249H191L192 247H190L189 249L190 250H188V247H186L187 248V250H186V248L185 247H183V249H185L184 250V252L182 253V251H183V249H182V251H181V254H180V252H179V255L181 256L182 255V257L183 258H185V260L183 259V258H181V259H183L184 261H185V263L186 262H188L189 261V263H190V261H191V264H233L234 262H236V260H233V259H235V257L237 256V254L236 253H238V251H242L243 249H242V246L244 245L243 243H245V246L244 247H246L247 249L250 247H252L251 248V250L249 251V250H247L246 248H244V250L243 251H245V252H247L248 254V256L245 254V253H243V252H241L240 253V255H238L237 256V258L239 259V260H242V258L241 257H244L243 255H245V257L243 258V259H245V258H247V262L249 261V262H252L251 264H264V225H262V223L261 224H259V226L257 227V223H255V225L253 224V227H252V221L250 222V224H244L245 226H247V225H250L251 226V229L249 230L248 228H250V227H248V228H246V229H248V230H246L244 227H243V225L241 226L240 224H239V222H238V224L240 225V227L239 228H244L243 230L244 231H242L241 229V236L240 237H242V233H243V238H240L239 237V234L238 233H236L237 234V236H236V238L235 237H233L234 239H235V241H236V239L239 237L240 239H241V243H242V240H243V243H242V245H241V243H239L240 241V239L238 240L237 239V241H238V243L237 242H235L234 241V239L232 240V237L231 236H235L236 234H235V232H239V230L237 231V227H238V225H236L237 227H234V225H231V224H229L230 225V228L228 227V225H227V223H226V225H227V227L229 228L228 230H226L227 231V233H225V230L224 231H222V230H220L219 228L221 227H224L222 224V226L220 225H217ZM242 223H244V222H242ZM126 224H128V226H124V225H126ZM178 224H180V223H178ZM183 225H184V223H182ZM182 224H181V226H182ZM211 224H210V226H211ZM234 224V223H233ZM264 224V223H263ZM122 225L124 226V228H125V230L122 228ZM152 225L154 226V227H152ZM160 225V226H161ZM168 225H167V227H168ZM176 225V224H175ZM174 225V226H175ZM186 225H188V227L187 228H189V226L191 227V225L190 224H186ZM196 225V224H195ZM209 225V224H208ZM224 225H225V223H224ZM260 225H262V226H260ZM162 226V227H163ZM197 226H198V223H197ZM211 226V227H212ZM217 226H219V228H217ZM231 226H233L234 227V229L236 230L235 232H234V230L232 231V229L233 228H231ZM255 226V227H254ZM121 227V228H120ZM158 227V226H157ZM156 227V228H157ZM178 227V226H177ZM199 227V226H198ZM226 227V228H227ZM155 228V229H156ZM160 228V227H159ZM158 228V229H159ZM164 228V227H163ZM166 228V227H165ZM174 228V227H173ZM178 228H180L181 229V227H178ZM183 228H185L184 226H183ZM187 228H185V229H187ZM215 228V229H214ZM120 229V230H119ZM131 229V230H130ZM144 229L146 230H149V232H147V233H149V234H147L146 236H145V234H144ZM154 229V230H155ZM158 229H156V230H158ZM161 229V228H160ZM172 229V228H171ZM179 229V230H180ZM191 229V228H190ZM214 229V230H213ZM116 230H119V231H121V232H123V233H125V239H124V235H123V239L124 240H121L122 239V237H121V239L120 240H118V239H116L115 238V240L114 241H112V242H110L109 240L110 239H112V237L113 236H116L117 234H115V235H113V236H111L110 237V232H113V233H111V234H114V232L116 231ZM124 230V231H123ZM135 230V231H134ZM146 230V231H147ZM155 230V231H156ZM163 230V229H162ZM162 230L161 231H159L158 230V234L161 232V234H162ZM118 231V232H119ZM155 231H153L154 233H156ZM169 231V230H168ZM178 230L176 229V232H177ZM184 231V230H183ZM183 231H182V233H183ZM187 231V230H186ZM190 231V230H189ZM206 231H208L207 233H206ZM228 231H232L231 232V234H230V232L228 233ZM89 232H92V234H93V236H94V238H93V236L91 235V236H89L91 233H89ZM109 232V234H107ZM117 232V231H116ZM115 232V233H116ZM121 232L120 233H118V235L119 236H122L121 235ZM139 232H143V235L145 236H141L140 235V237H138L139 236ZM165 232V231H164ZM172 232H175V231H172ZM171 232V233H172ZM188 232V231H187ZM187 232H185V234L187 233ZM222 232V233H221ZM225 234H224V233ZM146 233V232H145ZM153 233V234H154ZM156 233V234H157ZM232 233H234V234H232ZM240 233V232H239ZM107 234V235H106ZM155 234V235H156ZM158 234H157V236H158ZM175 234V233H174ZM177 234V233H176ZM175 234V235H176ZM179 234V233H178ZM178 234H177V236H178ZM180 234H181V232H180ZM226 234H229V235H231V236H229V235H226ZM109 235V236H108ZM164 235V234H163ZM162 235V236H163ZM169 235V234H168ZM171 235V234H170ZM169 235V236H170ZM106 236H108V237H106ZM161 236V235H160ZM176 236V237H177ZM180 236V235H179ZM187 236H189L188 234H187ZM190 236H192V235H190ZM97 237V238H96ZM117 237V236H116ZM152 237H154L153 235H152ZM152 237H150V240L151 239H153ZM164 237H167L166 235L164 236ZM172 237V236H171ZM173 237H174V235H173ZM172 237V238H173ZM231 237V238H230ZM91 238L92 239H95L96 238V240H98V242L100 241L99 240V238L100 239H104V242H103V240L101 241V245H100V243L98 244L97 242V246H96V244H94L95 245V247H93V242H94V240H92L91 242H92V245L88 242L89 241V239L91 240ZM158 240H159V236L158 237H156ZM172 238H169V239H172ZM180 237H178V238H175V239H179ZM113 239H114V237H113ZM112 239V240H113ZM165 239V238H164ZM183 239V238H182ZM185 239V238H184ZM189 239V240H188ZM188 242H186L185 241V243L183 244V243H181V244H183V245H185V244H187V243H191L192 241L191 240H193V239H191V237L189 238L188 237ZM147 240H149V239H147ZM194 240V241H195ZM230 240H232V242L230 241ZM145 241H146V239H145ZM151 241H154V240H151ZM161 241V240H160ZM164 241V240H163ZM162 241V246L165 244L164 242ZM174 241V240H173ZM179 240H177V242H172L171 243V245H170V247H173V243H175L174 244V246L176 245V244H180V242H178ZM233 241H234V243H237V245L235 244V245H231V244H233ZM103 242V243H102ZM157 241H154V243H156ZM170 242V241H169ZM181 242H183V240L181 241ZM197 242H194V244H198ZM229 242H231V244L229 243ZM154 243H152L153 245H156V244H154ZM164 243V244H163ZM168 243V242H167ZM166 243V244H167ZM140 244H142V246L140 245ZM148 245H149V242L147 243ZM178 244V245H179ZM180 244V245H181ZM228 244H230L228 247H227V245ZM238 244H240L239 246H241V248L239 249V250H237V251H235L236 249H235V247L237 248V246H238ZM258 245V247H256V248H254L256 245ZM151 246V247H154V246ZM158 245V244H157ZM156 245V246H157ZM168 245V244H167ZM188 245H190V244H188ZM224 245H226V248L224 247ZM162 246L160 247V248H162ZM169 246V245H168ZM187 246V245H186ZM232 246V247H231ZM233 246H235L234 248H233ZM146 247H148L147 245H146ZM145 247V248H146ZM149 247H150V245H149ZM167 247V246H166ZM179 247V246H178ZM195 247H196V249H195ZM230 247V249L231 248H233V251H235V254H236V256L235 257H231L232 256V254L230 255V252H231V250H229V249H227V248H229ZM156 248H158V246L156 247ZM165 247H163V249H164ZM174 249H175V247H173ZM253 248H254V250H253ZM147 249H151V248H147ZM167 249V248H166ZM174 249H173V252H174ZM157 250V249H156ZM160 250V249H159ZM170 250H172V249H170ZM178 250V249H177ZM202 250H204V249H202ZM229 250V251H228ZM165 251H167V250H165ZM179 251H180V249H179ZM226 251H228L227 253L230 255V258H228L229 257V255L226 253ZM257 252V254L255 253V255H253L254 253H252L251 254V252ZM151 252V251H150ZM162 252V251H161ZM160 252V253H161ZM169 252V251H168ZM173 252L171 251V253L173 254ZM250 252V253H249ZM170 252H169V254H171ZM204 253L207 255V257H208V255H209V258L210 259H208V258H206V256H204ZM231 253H233L234 254V252H231ZM243 253V254H242ZM154 254H155V252H154ZM153 254V255H154ZM166 254V253H165ZM164 254V255H165ZM168 254V253H167ZM174 254H175V252H174ZM178 253H177V251H176V254H175V256H179V255H177ZM200 254H201V256H200ZM214 255L215 257H210L211 255ZM220 254V255H219ZM226 254L228 255V257L226 256ZM234 254V255H235ZM250 254V255H249ZM159 255V254H158ZM184 255V256H183ZM199 255V256H198ZM212 255V256H213ZM251 255H253L252 257H251ZM141 256H142V260H141ZM166 256V255H165ZM171 256H174V255H171ZM170 255H169V257H171ZM174 256V257H175ZM159 257H160V255H159ZM158 257V258H159ZM162 257V256H161ZM168 257V256H167ZM156 258V257H155ZM166 258V257H165ZM173 258V257H172ZM179 258L180 257H178V259H177V261L176 262H178L179 261ZM228 258V259H227ZM232 258V259H231ZM236 258V259H237ZM249 258H251L253 261H250V260H248ZM152 259V258H151ZM167 259H169V261H168V263L170 262V258H166V260ZM193 259V260H192ZM204 259H205V261H204ZM207 259V260H206ZM229 259L230 260H232V261H229ZM237 259V260H238ZM150 260V259H149ZM148 260V261H149ZM154 260V259H153ZM165 260V261H166ZM173 260V259H172ZM182 260V262L184 263V261ZM186 260H188V261H186ZM228 260V261H227ZM238 260V261H239ZM147 261V262H148ZM157 261H159V260H157ZM160 261H162V259L160 260ZM237 261V262H238ZM150 262V261H149ZM155 263H156V261H154ZM172 262H173V264H174V262L175 261H171L170 262V264H172ZM206 262V263H205ZM232 262V263H231ZM241 262V261H240ZM242 262H244V260H242ZM237 263V264H243V263ZM248 262V263H249ZM151 263V262H150ZM161 263V262H160ZM165 263V262H164ZM181 263V262H180ZM184 263V264H185ZM245 264H246V262H244ZM247 263V264H248ZM143 264H145V263H143ZM147 264V263H146ZM149 264V263H148ZM153 264V263H152ZM159 264V263H158ZM167 264V263H166ZM186 264H188V263H186ZM234 264H236V263H234Z\"/></svg>",
	"mask_w": 264,
	"mask_h": 264
},
{
	"label": "rangeland",
	"instance_id": "2",
	"mask_svg": "<svg viewBox=\"0 0 264 264\" xmlns=\"http://www.w3.org/2000/svg\"><path fill=\"white\" fill-rule=\"evenodd\" d=\"M2 2H4V5H5V3L7 4V2H8V4L9 5H5V6H3L1 3L2 2H0V4L2 5V6H0L3 10H5V12H6V15L4 14L5 12H3V10L1 11V8H0V15L1 14H3L2 16H0V17H3V19H5V20H7L9 23H10V21L9 20H11V19H13L11 22H12V24H14L15 22H17V23H15L16 24V26L17 27H19V25H20V27H22V28H20V30L18 29V28H16L15 26H13L11 23H10V29L13 27V29H12V31L10 30V29H8V33L7 32H2V30L0 31V38H1V36H3L2 38H3V40L5 39V36L7 37V36H9L10 37V35H11V38L10 39H12L13 41H15V43H14V45L12 44V40H10L8 37L5 39L7 42H5V40H4V43H3V40L2 41H0V44L1 43H3V44H1L0 45V51L2 50V52H3V54H8L9 55V53L6 51V53H5V51H3V50H7L6 48L8 47V49L10 50V51H12L11 50V47H10V45L13 47L12 49L14 50V52L17 50V52L19 51V50H21V49H17L18 48V46H19V48L24 44L25 45V47H21V48H25L26 49V54L27 55H29V53L28 52H31V51H33V49L35 50V52H36V54H38L39 52H37V49L39 48V49H41V50H39V51H42V49L44 50V48L42 47V46H40L39 47V45L37 46L35 43H34V41H32V40H35L36 39V41H38L39 42V40H40V42H41V40L43 39L41 36H40V34L39 33H37V37H38V35H39V37H41L40 39H39V37H38V39H37V37L35 38H33L31 41H32V44H31V41H30V44L28 43V45H26L27 43H25V42H28L29 41V39H28V41L27 40H25V39H23L24 40V42L23 41H20V40H22L21 38H23L22 36H21V34H22V32L25 30V28L27 27L28 28V26L29 25H31V20H32V22H33V24H34V22L36 23L35 25H33L34 27H37V29L39 28L40 30H38V31H36V32H41V30H42V33L43 34H47L48 35V31L50 32L49 34L51 35V33L52 34H56V36L55 37H62V36H64L63 37V39L61 38L60 39V37H59V39L60 40H63L62 42L64 43V41H65V43H64V45L66 44V42H68L67 43V45L69 46V43H71L72 45V47H70L69 46V48H74V49H77V48H79L80 46H81V48L82 49H85V50H89V49H91L92 51H96L97 49H99L98 51H100V53H104V55H108L109 57H110V59H114L113 61H115V59H116V62L117 61H119L117 64H119L120 62V64L118 65L119 67H120V65H121V68L123 67H128V66H130V67H128V68H124L126 71L128 70V72L129 73H134V74H132L133 76H135V77H137L136 79H139L138 81H141V82H143V84H146L147 86L148 85H150V87L151 86H157V85H153L154 84V82L156 81V82H158V79H160V78H163V79H161V80H159V82L157 83L158 84V86H159V88H160V90L161 91H163L162 93H164L165 92V94H167L166 95V97L165 98H170L171 97V99H172V97H173V101H174V99H176L175 101L178 103L179 102V104L180 105H184V107L185 106H187L186 107V109H189V110H192L193 111V109H196V110H194V111H196V113L197 114H200V113H202V112H204V113H202L204 116L205 115H207V117H213V114H214V116L215 117H217V116H219L218 118H216V119H218V121L220 120H225V119H228V120H226V121H224L223 120V123L222 122H219L220 123V125H223L224 123H226L227 125H225V127L226 128H228V129H230L231 131H233L234 132V130L237 132L238 131V129L239 128H243L244 127V129H245V131L242 129H239V133L237 132V133H235V135L236 134H241L242 135V133H251L250 135H252V136H250L249 134H248V136L251 138H254L253 136L255 135V137L256 138H254L255 140H258L257 142H259L260 143V145H259V143H258V145L259 146H261V147H264L263 145H264V113L262 114L261 113V115H263V116H261L260 115V112L257 110V108L256 107H259L260 106V104L261 103H263L264 102V96H262V95H264V0H111V2L113 3V4H111L109 1L110 0H86V1H84V0H59V1H57V0H49V1H45V0H42V1H40V0H36V1H38V2H36L35 0H20L19 2L18 1H16V0H10V1H8V0H1ZM12 1V2H11ZM25 1V2H24ZM30 1V2H29ZM33 1V2H32ZM57 1V2H56ZM63 1L65 2L64 3V5L66 4V2H67V5H63V8H61V5H59V4H63ZM72 1H74V2H72ZM96 1V2H95ZM148 1V2H147ZM152 1V2H151ZM156 3H155V2ZM168 1H170V2H168ZM229 1V2H228ZM14 2V3H13ZM19 3V4H16V3ZM40 2V3H39ZM43 2V3H42ZM54 2V3H53ZM58 2H60L58 5H57V3ZM76 2H77V4H76ZM80 2V3H79ZM82 2V3H81ZM88 2V3H87ZM92 2V3H91ZM103 2V3H102ZM105 2V3H104ZM107 2V3H106ZM110 4H109V3ZM117 2H119V3H117ZM163 2V3H162ZM167 2V3H166ZM218 2V3H217ZM221 2V3H220ZM28 7V6H30V7H28L29 8V10H27V9H25L24 10V8H27L24 4ZM27 3H29V4H27ZM42 3V4H41ZM44 3H45V5H44ZM49 3H53V4H49ZM56 3V4H55ZM74 3V4H73ZM97 3V4H96ZM122 3V4H121ZM140 3V4H139ZM161 3H162V7H161ZM10 4H12V5H10ZM13 4H15V5H13ZM24 6H23V5ZM31 4V5H30ZM40 4H41V6H40ZM69 4H71V5H69ZM80 4H82V5H80ZM86 4V5H85ZM90 4H91V6H90ZM98 4H99V6H98ZM107 4V5H106ZM149 4V5H148ZM166 4V5H165ZM172 4V5H171ZM183 4V5H182ZM226 4V5H225ZM17 5H19V6H17ZM35 5V6H34ZM38 5V6H37ZM50 5V6H49ZM74 5H79V7L77 6V9H79L80 8V11H79V13L78 12H76L77 11V9H76V7L74 6ZM101 5V6H100ZM104 5V6H103ZM113 5V6H112ZM121 5H123V7L121 6ZM164 5H165V7H164ZM8 6H10L11 8H12V6H13V8L16 6L17 8H21L22 7V9H21V11H27L28 12V14H27V12L25 13L26 15H24L23 14V12H21L19 9V11H17V9L15 10V9H13L14 10V12H11V11H13L12 9H10V7L8 8ZM40 6V7H39ZM46 7V9H45V7ZM68 6V7H67ZM93 6V8H91ZM117 6V7H116ZM119 6V7H118ZM125 6V7H124ZM142 8H141V7ZM154 6V7H153ZM173 6V7H172ZM175 6V7H174ZM218 6V7H217ZM4 7L6 8L7 7V10L6 9H4ZM15 7V8H16ZM32 7H35V10L34 9H32ZM36 7L38 8L39 7V9H41V11L42 12H38L39 10L37 9L36 10ZM42 7V8H41ZM57 8L56 10L55 9H53V8ZM67 7V9H65V8ZM73 8V10H74V7H75V12H73V10L71 9V8ZM82 7H84L83 9H82ZM99 7V8H98ZM110 7V8H109ZM139 7V8H138ZM158 7H161L160 9L158 8ZM179 9H178V8ZM221 7V8H220ZM31 8V9H30ZM48 8V9H47ZM52 8V9H51ZM60 8V9H59ZM98 8V9H97ZM106 8V9H105ZM108 8V9H107ZM113 8V9H112ZM115 8V9H114ZM130 9V8H132V10L131 11H129V10H127V9ZM138 10H137V9ZM157 8H158V10H157ZM214 8V9H213ZM258 8V9H257ZM43 9H45V11L43 10ZM50 9V10H49ZM93 9V10H92ZM107 10V11H104V10ZM142 9V10H141ZM149 9V10H148ZM190 11H189V10ZM219 9V10H218ZM30 10H32V11H30ZM34 10V11H33ZM48 10V15H46V14H44V12H46ZM52 10H54V11H52ZM60 10H62V12L60 11ZM72 10V11H71ZM88 10V11H87ZM101 10V11H100ZM115 10V11H114ZM144 10V11H143ZM162 10V11H161ZM167 10V11H166ZM173 10V11H172ZM176 10V11H175ZM181 10V11H180ZM185 10V11H184ZM222 10H223V12H222ZM29 11H30V13H29ZM36 11H37V13L38 14H36ZM44 11V12H43ZM63 11H64V13H63ZM69 11H71L73 14H75V15H73L71 12H68ZM85 11L86 12H88V13H85ZM93 11L95 12V13H93ZM98 11V12H97ZM111 11H114V12H111ZM119 11V12H118ZM126 11V12H125ZM129 11V12H128ZM136 11V12H135ZM146 11V12H145ZM154 11V12H153ZM182 13H180V12ZM216 11V12H215ZM256 11H258V12H256ZM11 12V13H10ZM15 12H16V14H15ZM32 12V13H31ZM59 12L61 13L60 15H58L59 14ZM67 12V13H66ZM82 12H84V14L82 15ZM92 12V13H91ZM102 12H104V13H102ZM117 13V15H116V13ZM131 12H132V14H131ZM139 12V13H138ZM165 12V13H164ZM171 12V13H170ZM217 12H218V14H217ZM260 12H262V13H260ZM9 13V14H8ZM23 14L24 16H25V18H24V16L22 17V15L21 14ZM78 13V14H77ZM91 13V14H90ZM109 13V14H108ZM111 13V14H110ZM113 13H114V15H113ZM147 13V14H146ZM169 13V14H168ZM222 13L224 14V15H222ZM11 14V15H10ZM13 14H15V15H13ZM18 14H20V16L18 15ZM42 14H44V16L42 15ZM51 14H53V15H51ZM63 14V15H62ZM64 14H66V15H64ZM89 14V15H88ZM118 14H120V15H118ZM127 14V15H126ZM131 14V16H128V15H130ZM142 14H143V16H142ZM164 14V15H163ZM165 14H167V15H165ZM171 14V15H170ZM197 14V15H196ZM213 14V15H212ZM8 15V16H7ZM34 16V18H33V16ZM57 17H56V16ZM69 15V16H68ZM72 15V16H71ZM77 15H81V16H79V17H82L81 19H79L78 18V16ZM94 15V16H93ZM95 15H96V17H95ZM98 15V16H97ZM103 15V16H102ZM107 15H108V17H107ZM122 15V16H121ZM134 15V16H133ZM135 15H137L138 17H136ZM185 15V16H184ZM193 15H195V17H193ZM230 17H229V16ZM237 15V16H236ZM17 16V17H16ZM27 16H29V18L27 17ZM35 16H37L36 18H35ZM38 16H40L39 18H38ZM47 16V17H46ZM49 16V17H48ZM51 16V17H50ZM74 16V18H72ZM76 16V17H75ZM84 16V17H83ZM88 16V17H87ZM111 16V17H110ZM114 16H116V17H114ZM121 16V17H120ZM125 16V17H124ZM165 16H167L168 17V19H167V17H165ZM175 16V17H174ZM180 16V17H179ZM222 16V17H221ZM235 16V17H234ZM9 19H8V18ZM16 19H15V18ZM27 17V18H26ZM31 17H32V19H31ZM52 17H54V18H52ZM60 17H62L61 19H60ZM64 17H67V18H65V20H64ZM93 17H95V18H93ZM102 17L104 18V19H102ZM123 17H124V19H123ZM127 17L129 18V20H127ZM131 17V18H130ZM135 17V18H134ZM139 17H141V18H139ZM163 17V18H162ZM217 17V18H216ZM220 17V18H219ZM242 17V18H241ZM11 18V19H10ZM38 18V19H37ZM49 18H51V20L52 21H50L49 20ZM86 18V19H85ZM91 18V19H90ZM98 18L100 19V20H98ZM112 18H113V20H112ZM189 18V19H188ZM194 18H196L195 20H194ZM201 18V19H200ZM222 18V19H221ZM242 20H241V19ZM254 18V19H253ZM2 18L0 19V20H3ZM20 19H22V20H20ZM24 19H25V21H24ZM30 20L29 22H28V26L26 25V24H24V25H26V26H24L23 25V22L24 23H27V21L28 20ZM34 19V20H33ZM39 19H41V20H39ZM44 19H45V21H44ZM55 19V20H54ZM77 19L81 22V23H79V21L77 22ZM84 19V20H83ZM88 19V20H87ZM90 19V20H89ZM93 19V20H92ZM107 19V20H106ZM142 19V20H141ZM158 19V20H157ZM161 21H160V20ZM208 19H209V21H208ZM213 19V20H212ZM216 21H215V20ZM238 19V20H237ZM5 20H4V22H5ZM14 20H15V22H14ZM17 20V21H16ZM27 20V21H26ZM41 21L42 23H40V22H37V21ZM50 22H49V21ZM55 22H54V21ZM75 20V22H77L76 24H75V22H73ZM107 21V26H106V24H105V21ZM117 22H116V21ZM120 20V21H119ZM126 20V21H125ZM131 20V21H130ZM134 20V21H133ZM135 20L136 21H138V23L137 22H135ZM141 20V21H140ZM163 20V21H162ZM169 20V21H168ZM191 20V21H190ZM194 20V21H193ZM220 22H219V21ZM223 20V21H222ZM229 21V23H228V21ZM244 20H246V22L244 21ZM7 21L5 22V23H7ZM21 22V24L19 23V22ZM45 23H44V22ZM57 21V22H56ZM72 21V22H71ZM90 23H89V22ZM94 21V22H93ZM109 21V22H108ZM114 21L118 24V27H117V24H115L114 23ZM128 21H130L131 22V24L130 23H127ZM145 21H146V23L148 24H146L145 23ZM205 21V22H204ZM212 21V22H211ZM255 21V22H254ZM4 22H2V21H0V25H2L1 27L5 30V29H7V28H9L8 27V25H9V23H7V26H6V24L4 23ZM66 22H67V24H66ZM70 22H71V24H70ZM88 22V23H87ZM101 22V23H100ZM104 22V23H103ZM111 22V23H110ZM119 22L121 23L122 22V24L121 25H119ZM151 22V23H150ZM152 22H154V23H152ZM157 22V23H156ZM161 22V23H160ZM163 22V23H162ZM172 22V23H171ZM175 22V23H174ZM191 22V23H190ZM209 22V23H208ZM212 24H211V23ZM235 22V23H234ZM237 22H239V24H237ZM250 24H249V23ZM2 23V24H1ZM47 23V24H46ZM50 23H52V25L50 24ZM54 23H55V25H54ZM81 24V25H79V24ZM93 25H92V24ZM133 23H134V25L136 26L135 28L133 27L134 25H133ZM136 23V24H135ZM203 23V24H202ZM226 23V24H225ZM228 23V24H227ZM251 23H253V24H251ZM4 24H5V26H4ZM14 24V25H15ZM42 24V25H41ZM44 24V25H43ZM47 26H46V25ZM49 24V25H48ZM57 24V25H56ZM59 24H60V26H59ZM62 24V25H61ZM77 25L76 27H74L75 25ZM84 24V27L82 26ZM102 26H100V25ZM128 26H130V27H128ZM155 24V25H154ZM161 25V27H160V25ZM167 24V25H166ZM219 24L221 25V27L219 26ZM241 24V25H240ZM12 25V26H11ZM32 25L31 26H29V28L30 27H32ZM37 25V26H36ZM38 25L40 26H44L43 28L46 30V28L48 29V27H50V25H51V27H50V29H48L46 32H45V30H43L42 29V27L40 28V27H38ZM64 25V26H63ZM67 25H69V26H67ZM82 26V27H79V26ZM93 26V28H94V30H92L93 28H92V26ZM99 25V26H98ZM105 25V26H104ZM133 25V26H132ZM152 25V26H151ZM166 25V26H165ZM169 25V26H168ZM182 25V26H181ZM224 25V26H223ZM229 25V26H228ZM235 25V27H232V26H234ZM256 27H255V26ZM261 25V26H260ZM24 26V27H23ZM59 26V27H58ZM116 26V27H115ZM121 26V27H120ZM123 26H125V27H123ZM148 26V27H147ZM189 26V27H188ZM197 26V27H196ZM241 26V27H240ZM249 26V27H248ZM0 27V28H1ZM7 27V28H6ZM46 27V28H45ZM53 27H55V28H53ZM80 29V31H79V29ZM90 27V28H89ZM99 27V28H98ZM101 27V28H100ZM104 27H106L107 29H105ZM111 27V28H110ZM122 29H120V28ZM209 27H211V28H209ZM218 27V28H217ZM225 27V28H224ZM228 27H230V28H228ZM238 27V28H237ZM262 27V28H261ZM1 28V29H2ZM57 28V29H56ZM59 28V29H58ZM86 28V29H85ZM98 28V29H97ZM109 28V29H108ZM114 28V29H113ZM125 28H126V30H125ZM132 29V30H128V29ZM213 28H215V29H213ZM217 28V29H216ZM220 28V29H219ZM248 28V29H247ZM252 28V29H251ZM17 29V30H16ZM36 29V28H35ZM63 31H62V30ZM66 29V30H65ZM68 29V30H67ZM74 29V31L72 32V30ZM88 29V30H87ZM105 29V30H104ZM117 30V32H116V30ZM119 29V30H118ZM146 29V30H145ZM187 29V30H186ZM199 29H201V30H199ZM223 29H224V31H223ZM227 29V30H226ZM230 31H229V30ZM232 29H234V30H232ZM240 29V30H239ZM10 30V31H9ZM18 30L20 31V38L18 37V35H19V33H15L16 31L18 32ZM27 30H29V29H27ZM30 30H33V28H31ZM61 30V31H60ZM77 30H78V33H79V35H78V33H76L77 32ZM100 30V31H99ZM107 30H109V32L107 31ZM121 30V31H120ZM145 30V31H144ZM151 30H153L154 32H151ZM176 30V31H175ZM214 30V31H213ZM223 32H225V33H223ZM243 30H244V32H243ZM249 30V31H248ZM259 30V31H258ZM261 30V31H260ZM5 31H7V30H5ZM15 31V32H14ZM22 31V32H21ZM34 31V30H33ZM52 31V32H51ZM71 31V32H70ZM93 31H95V32H93ZM99 31V32H98ZM144 31V32H143ZM200 31V32H199ZM217 31V32H216ZM236 31V32H235ZM246 31V32H245ZM2 32V33H1ZM9 32L11 33V34H9ZM13 32V33H12ZM25 32V31H24ZM88 32V33H87ZM90 32V33H89ZM124 32H125V34H124ZM127 32V33H126ZM129 32V33H128ZM134 32H136L135 34H134ZM149 32V33H148ZM156 32V33H155ZM203 32V33H202ZM206 32V33H205ZM232 32V33H231ZM243 32V33H242ZM250 32H253V33H250ZM6 33V34H5ZM63 33V34H62ZM70 33H71V35L73 36V37H75L74 39H76L77 41H75V42H73L72 40H73V37L70 35ZM73 33V34H72ZM84 33V34H83ZM93 33V34H92ZM95 33V34H94ZM104 33V34H103ZM106 33V34H105ZM107 33L109 34V35H107ZM160 33V34H159ZM221 35H220V34ZM228 33V34H227ZM234 33H235V35H234ZM237 33V34H236ZM239 33V34H238ZM247 33V34H246ZM1 34H3V35H1ZM9 34V35H8ZM57 34H59L58 36H57ZM67 34V35H66ZM69 34V35H68ZM75 34V35H74ZM117 34V35H116ZM168 34V35H167ZM175 34V35H174ZM206 34V35H205ZM227 34V35H226ZM230 34V35H229ZM232 34V35H231ZM244 34V35H243ZM22 35H24V34H22ZM105 35H106V37H105ZM121 35H123V36H120ZM145 35H146V37H145ZM149 35V36H148ZM153 35V36H152ZM157 35H159V37H161V38H158L157 37ZM162 35V36H161ZM213 35V36H212ZM217 35H219V36H217ZM225 35V36H224ZM246 35V36H245ZM248 35V36H247ZM251 35H252V37H251ZM72 37V39H71V37ZM76 36H77V38H76ZM78 36H80V38L78 37ZM82 36V37H81ZM107 36H109V37H107ZM111 36V37H110ZM112 36H113V38H114V41H113V38H112ZM118 37V41H117V37ZM124 36H126V37H124ZM132 38H131V37ZM142 37V39H141V37ZM148 36V37H147ZM152 36V37H151ZM205 36V37H204ZM232 36H233V38H232ZM241 36V37H240ZM13 37H14V39H13ZM18 37V38H17ZM66 37V38H65ZM87 37V39L88 40H86V39H83V38H86ZM92 37V38H91ZM93 37H95V38H93ZM134 37V38H133ZM136 37H138V38H136ZM140 37V38H139ZM157 39H156V38ZM165 39H164V38ZM197 37V38H196ZM221 37V38H220ZM225 37V38H224ZM247 37V38H246ZM1 38V39H2ZM16 38H17V40L18 39H20L19 41H17L16 40ZM69 38H70V40H69ZM97 38V39H96ZM98 38H99V40H98ZM123 38H125V39H123ZM147 38V39H146ZM150 38V39H149ZM153 38V39H152ZM155 38V39H154ZM217 38V39H216ZM241 38H242V41H241ZM248 38H250V40L248 39ZM261 38V39H260ZM0 39V40H1ZM90 39V40H89ZM104 39H107V41H105V42H103L104 41ZM115 39H116V41H115ZM137 39H139V40H137ZM173 39V41H171ZM182 39H184V40H186V41H184V40H182ZM200 39V40H199ZM210 39V40H209ZM239 39V40H238ZM245 39V40H244ZM259 39H260V41L261 40H263V41H259ZM9 40L11 41V42H9ZM59 40V41H60ZM69 40V41H68ZM80 40V41H79ZM85 40V41H84ZM96 40H97V42L98 43H96ZM100 40H102V44H101V41ZM109 40L111 41V42H109ZM121 40L122 41H124L123 43L121 42ZM125 40H126V42H125ZM134 42H133V41ZM149 41L150 40V42H146V41ZM154 40V41H153ZM157 40V41H156ZM159 40V41H158ZM161 40V41H160ZM163 40V41H162ZM164 40H166V41H164ZM167 40H169V41H167ZM177 40V41H176ZM194 41V42H192V41ZM196 40V41H195ZM227 40H229V42L227 41ZM238 40V41H237ZM253 40H254V42H253ZM35 41V42H36ZM79 41V43L80 44H77L76 42H78ZM128 41H129V43H128ZM141 41H143V42H141ZM175 41V42H174ZM188 41V42H187ZM198 41V42H197ZM202 41V42H201ZM217 41V42H216ZM223 41V42H222ZM245 41H247V42H245ZM249 41V42H248ZM259 41V42H258ZM10 43V44H8V46L6 47V45H7V43ZM19 43V44H16V43ZM40 42H39V44H40ZM62 42L60 41V45L59 46H61L62 45ZM91 42V43H90ZM93 42H94V44H93ZM110 43V44H108V43ZM115 43V45H114V43ZM117 42V43H116ZM120 42V43H119ZM154 42V43H153ZM174 42V43H173ZM207 42V43H206ZM230 42H232V43H230ZM241 43L240 45H239V43ZM258 42V43H257ZM76 43V44H75ZM92 44V45H90V44ZM96 43V44H95ZM146 44V45H144V44ZM154 45H153V44ZM166 43H168V44H166ZM172 43V44H171ZM175 43H176V45H175ZM189 43V44H188ZM238 43V44H237ZM246 43V44H245ZM252 43H254V44H252ZM20 44H22L21 46H20ZM82 44V45H81ZM86 46H85V45ZM88 44H89V46H88ZM99 44V45H98ZM101 44V45H100ZM105 44H106V46H108V45H110V49H109V52H108V47H106L105 46ZM117 44H118V46H117ZM123 44V45H122ZM130 44V45H129ZM159 44V45H158ZM202 44V45H201ZM207 44V45H206ZM221 44V45H220ZM231 44V45H230ZM233 44V45H232ZM235 44V45H234ZM246 46H245V45ZM251 44V45H250ZM3 45V46H2ZM5 45V46H4ZM16 45H18V46H16ZM23 45V46H24ZM31 45V46H30ZM37 46V47H35V46ZM66 45V46H67ZM77 46V48H75L76 46ZM94 45V46H93ZM139 45V46H138ZM150 45H152V46H150ZM167 45V46H166ZM185 45H187V46H185ZM224 45V46H223ZM257 45V46H256ZM261 45V46H260ZM15 46V47H14ZM32 46H34L35 48H37V49H35V48H32ZM66 46H62L63 48L64 47H66ZM67 46V47H68ZM92 46H93V48H92ZM97 48H96V47ZM104 48H103V47ZM116 46V47H115ZM146 48H145V47ZM147 46H149V47H147ZM159 46V47H158ZM174 48H173V47ZM179 46V47H178ZM182 46V47H181ZM201 46V47H200ZM216 46H218V47H216ZM221 46V47H220ZM229 46H231L230 48H229ZM242 46V47H241ZM244 46H245V49H244ZM249 48H248V47ZM251 46V47H250ZM256 46V47H255ZM28 47H30V48H32V50L31 49H27ZM96 48V50H95V48ZM118 47H119V49H118ZM125 47V48H124ZM128 47V48H127ZM130 47V48H129ZM152 47V48H151ZM162 47H164V48H162ZM168 47V48H167ZM169 47H171V48H169ZM176 47V48H175ZM178 47V48H177ZM186 47V48H185ZM247 47V48H246ZM259 47V48H258ZM3 48H5V49H3ZM14 48H16V50L14 49ZM89 48V49H88ZM101 48V49H100ZM127 48V49H126ZM142 48V49H141ZM157 48H159L160 49V52H157L159 49H157ZM188 48V49H187ZM193 48V49H192ZM226 48V50H224ZM241 48V49H240ZM261 48V49H260ZM94 49V50H93ZM106 49V50H105ZM123 49V50H122ZM126 49V50H125ZM128 49H130V50H128ZM138 49H139V51H138ZM149 51H147V50ZM150 49V50H149ZM152 49L154 50L153 52H152ZM164 49V50H163ZM179 49V50H178ZM184 49V50H183ZM191 49V50H190ZM218 49V50H217ZM247 49H249V50H247ZM253 49V50H252ZM256 49V50H255ZM263 49V50H262ZM8 50V51H9ZM24 50V49H23ZM103 50V51H102ZM114 50V51H113ZM122 50V51H121ZM128 50V51H127ZM157 50V51H156ZM163 50V51H162ZM178 50V51H177ZM186 50V51H185ZM230 50H232V51H230ZM255 50V51H254ZM259 52H258V51ZM263 52H262V51ZM25 51V50H24ZM102 51V52H101ZM120 51V53H121V57L123 58H125L126 60H128L129 62H131V64L132 63H136V64H133V65H137L136 67H134V66H132V65H130L127 61H125L124 60V58L123 59H121L120 58V53H118ZM125 51V52H124ZM142 51V52H141ZM144 51V52H143ZM169 51H170V53H169ZM185 51V52H184ZM244 51V52H243ZM252 51V52H251ZM2 52L0 53V55L1 56H6V57H0V67H2V66H7L5 69L7 70V71H3V69H4V67H3V69H1L0 68V80H2V82H1V84L4 86V84H6L7 85V87H2L1 86V84H0V89L1 88H3V89H1V90H3V92H4V95H3V93H2V91L0 90V94L1 95H3L4 97H2L1 95H0V106H2L3 107V105H4V109L7 107V106H10V104L12 103V104H14L15 102L17 103V106H16V103L14 104L15 105V107H12V106H14V105H12L11 106V108H12V110L15 108L16 109V107H17V109H18V107L19 108H22V107H25V105H26V110H28V111H26V112H28L27 114H28V117H29V119H31L30 121H31V123L34 121V120H36L37 119V117L39 118V123L37 122L38 121V119L36 120V121H34L32 124H30V122H29V124L28 125H30L29 127L26 125H22V124H20L21 125V127H22V130L23 129H25L26 128V130H24V132H26V133H24V135H26L27 136V140H32V141H34L33 142V144L35 145V144H40L41 145V143H43V145H42V147L44 148V150L46 149V153L48 154L54 147H55V149H53V155L52 156H54V159L51 157V152L49 153L50 154V156H46V158H43L42 159V161L41 162H37L38 160L40 161L41 159H37V157H34V159H37V160H35L37 163V165H38V163H40V164H42V162H43V164L45 165V167H44V165H41L40 166V164H39V166L40 167H42L43 169H44V171H47V170H49L48 171V173L47 172H44L43 173V171H42V169L41 170H39V171H37L38 172V174H39V176H41L40 177V179L42 178L43 180H46V179H48L47 181H49L50 180V178H46V176L48 175L49 177H51L52 175L55 177H51V180L48 182V184L52 181V182H54V181H56L55 183H59V180H61L60 181V183H64V181H71V182H67V183H71V185H72V183H73V179H74V181H75V177L77 176V175H79V170L77 171L76 169H77V167L80 169V172L81 171H83L84 170V168H83V170H82V167H85L84 165H85V162H89L90 163V161L88 160V161H86L87 160V158L89 157V159L91 160V158H93L94 157V154H95V152H94V150H93V152L91 151V150H88L87 151V153L85 154V156L87 155V157H82L83 155L81 154V155H78L77 156V158H74L73 159V157H75L77 154H74L75 156H73L72 155V158L71 157H69L70 158V160H69V158L68 157H66L67 155H64L65 153L67 154V151H65V150H67V148L69 147V149H71L72 150V147L71 146H69V145H72V141H71V139H75L74 137L75 136H73L70 132V135L68 134V133H64V131L62 132V130L60 129V128H58V125H57V123H58V121H56V119L54 118V115H52V116H50L51 118H52V120H51V118L49 117V118H47L48 120H50V121H48L47 120V122H45V124H46V126H45V124H43V122L44 121H46V119L44 118V120H41L42 118H41V116H37V110H38V108H36V106L37 107H39L40 105H41V103H39V100L40 99H42V98H45V99H47V97H48V102L50 103V104H47L46 106H48V108H49V106L51 107L52 105V109L55 107V105H57L59 102L61 103V104H63V103H65V101L67 102V100H69V99H67L66 98V96L68 97V95L73 91V93H71L72 95H75V92H76V96L79 94V92L77 91V90H74V89H77L76 87V85L77 84H79L80 82L81 83H83L84 81V78H87V76L85 75L84 76V74L85 73H83L82 75H81V71L79 72L78 71V73H80L79 75H81V77L82 76H84V78H81V81H80V76H79V78L77 77V79H73V76H78V74L77 75H75V73H76V69H73V67H70L71 69L70 70H66V69H69V67H67L66 68V66H68L67 64H68V62L66 61V60H64V58L62 59L61 58V56H59V55H55V56H53L52 55V57L51 58H49V56L50 55H48V53L44 50V52H46L45 54L47 55L46 57L48 58H44L45 60L47 59V60H49V62L51 61L52 63L53 62H55L56 64V67L58 66L59 68L57 69V68H55V70H61V66H63L62 67V70L64 71V67H65V70L66 71H72V70H76L75 71V73H73L74 75L71 77V76H67L68 77V79H67V77H66V75H68V73L69 72H67V74H65L66 73V71H61V73H63V75H64V77H63V81L60 79V78H62V74L60 75V70H59V72L58 71H55L52 67H51V65H52V63H50V64H48L49 66H46L45 64H47V63H49L47 60V62L45 63L43 60V57L45 56V54H44V52L42 53V52H40L39 53V56L40 55H43V57H42V61H41V59H39L40 57L38 56L37 58L39 59H37V61L39 62H37L36 60V62L38 63V66L40 65V64H42L43 65V67H44V69L42 68V65L40 66V67H38V66H36V65H33L35 62L34 61H32V62H34V63H32V65H31V60H30V58L26 55V57H24V55H20V51L18 52V54L16 53V55H14L15 57L17 56V55H20V56H17L18 58L16 59V58H14L13 57V55L11 56V59H10V56H8V58H7V54L6 55H3L2 54ZM14 52H12V53H14ZM34 52V53H35ZM105 52H107V53H105ZM127 52V53H126ZM146 52V53H145ZM148 52V53H147ZM152 52V53H151ZM155 52V53H154ZM156 52H157V55H156ZM174 52V53H173ZM179 52L181 53V55L180 56H178L179 55ZM188 52H189V54H188ZM191 52V53H190ZM195 52V53H194ZM223 52V53H222ZM230 53V55H229V53ZM243 52V53H242ZM250 52V53H249ZM21 53H23V51L21 52ZM114 53V54H113ZM117 53V54H116ZM129 53V54H128ZM130 53H132V54H130ZM135 53V54H134ZM154 53V54H153ZM161 53V54H160ZM163 53V54H162ZM164 53H165V55H166V57H168L169 58V61H168V58H166L165 57V55H164ZM199 53V54H198ZM227 53V54H226ZM241 53V54H240ZM256 53V54H255ZM258 53H260V55L258 54ZM261 53H263L262 55H263V57H261L262 55H261ZM110 54H112V55H110ZM116 54V55H115ZM123 54V55H122ZM126 56H128L127 58H129L130 56H131V58H129V59H127L126 57H125V55ZM149 54V55H148ZM153 54V55H152ZM160 54V55H159ZM177 54V55H176ZM202 54H204V55H202ZM210 54V55H209ZM237 54V55H236ZM256 56H255V55ZM11 55V54H10ZM87 55H90L89 53L87 54ZM103 55V54H102ZM114 55V56H113ZM118 55V57H116L115 58V56H117ZM137 55V56H136ZM139 55V56H138ZM170 55V56H169ZM172 55V56H171ZM175 55H176V57H175ZM184 56V57H181V56ZM213 55V56H212ZM226 55V56H225ZM228 55V56H227ZM233 55V56H232ZM252 55V57L251 58H249L250 56ZM56 56H58V57H56ZM189 56V59L187 58ZM197 56V57H196ZM212 56V57H211ZM220 56V57H219ZM230 56V57H229ZM240 56H241V58H240ZM21 57H24V58H21ZM31 57V56H30ZM108 57V58H109ZM132 57H134V58H132ZM140 57H142V58H140ZM148 59H147V58ZM153 57V58H152ZM158 57H159V59H158ZM207 57V58H206ZM243 57V58H242ZM257 57V58H256ZM261 57V58H260ZM28 58H29V62H28ZM61 58V59H60ZM120 58V59H119ZM144 58V59H143ZM155 58V59H154ZM163 58H165V59H163ZM172 58L174 59V60H172ZM224 58V59H223ZM227 58V59H226ZM248 58V59H247ZM1 59H3V60H1ZM7 59H8V61H7ZM24 59H25V62L27 61V63H28V65L26 64L25 66H24V64H25V62L23 63V61H24ZM54 59H55V61H54ZM136 59H138V60H136ZM141 59H143V60H141ZM155 60V62H154V60ZM160 61H158V60ZM178 59V60H177ZM203 59H205V60H203ZM207 59L209 60V64H208V61H207ZM214 59V60H213ZM237 59V60H236ZM256 59V60H255ZM15 60H16V62L17 61H19L18 63H16L15 62ZM22 60V61H21ZM57 60V61H56ZM61 60H62V62H61ZM124 60V61H123ZM133 60V61H132ZM145 60V61H144ZM148 60V61H147ZM157 60V61H156ZM166 60V61H165ZM171 60V61H170ZM188 60V61H187ZM247 60V61H246ZM255 60V61H254ZM2 61V62H1ZM13 61H14V63H15V65H14V63H13ZM63 61H65V62H63ZM123 61V62H122ZM138 61V62H137ZM142 61H143V64H142ZM152 61V62H151ZM174 61V62H173ZM191 61V62H190ZM193 61V62H192ZM198 61V62H197ZM210 61L212 62V63H210ZM215 61V62H214ZM236 61V62H235ZM241 61V62H240ZM253 61V62H252ZM4 62H8V63H4ZM21 62V63H20ZM43 62H44V64H43ZM67 62V63H66ZM80 62H83V60L81 61L80 60ZM162 62V63H161ZM165 63V65H164V63ZM177 62V63H176ZM185 62V63H184ZM195 62V63H194ZM214 62V63H213ZM231 62V63H230ZM246 62V63H245ZM262 62V63H261ZM10 63L12 64V66L10 65ZM23 63V64H22ZM36 63V64H37ZM65 63V64H64ZM124 63H126V64H124ZM147 63V64H146ZM155 63V64H154ZM166 63H167V65L169 66H167L166 65ZM170 63L172 64V65H174V66H171L170 65ZM175 63V64H174ZM186 63H188V65L186 64ZM190 63V64H189ZM216 63H218V64H216ZM236 63H238V64H236ZM251 63V64H250ZM16 64H18V66H21V65H23V66H21L22 68L23 67H26V69H28V70H30V69H33L34 70V72H32V70H30V71H28V70H26V69H24V70H26V71H28V72H26V71H24V73H22L23 72V70L22 71H20V73H22V75H23V78H26L25 80L24 79H21V77H22V75L21 74H19V76H21V77H19L18 76V73L19 72H17L19 69H20V67H19V69L17 70V67L15 68V67H13V65L14 66H16ZM59 64H60V66H59ZM65 66H64V65ZM124 64V65H123ZM139 64L141 65V66H139ZM164 65V68L162 67L163 65ZM193 64H194V66H193ZM214 64H216V66L214 65ZM235 64V65H234ZM250 64V65H249ZM8 65L9 66H11V68H9L8 67ZM146 65H148V66H146ZM162 65V66H161ZM182 65V66H181ZM184 65V66H183ZM196 65H198V66H196ZM212 65V66H211ZM221 65V66H220ZM225 65H227V66H225ZM234 65V66H233ZM53 67H54V65H52ZM134 68V70H133V68ZM156 66H158L157 68H156ZM180 66V67H179ZM188 66H189V68H188ZM190 66H192V67H190ZM196 66V67H195ZM254 66V67H253ZM263 66V67H262ZM12 67H13V70H14V72H13V70H11L12 69ZM38 67V68H37ZM149 67H151V68H149ZM196 69H195V68ZM204 69H203V68ZM225 67V68H224ZM236 67V68H235ZM256 67H257V69H256ZM262 67V68H261ZM10 70H9V69ZM16 70H15V69ZM41 68H42V70H41ZM45 68H49V70H47L46 71V69ZM130 68H132V69H130ZM141 68V69H140ZM143 68V69H142ZM146 68V69H145ZM154 70H153V69ZM184 68V69H183ZM198 68V69H197ZM211 68V69H210ZM219 68V69H218ZM227 68H229V69H227ZM261 68V69H260ZM4 69V70H5ZM124 69H122L124 72H125V70ZM136 69H140L141 70V72L142 73H138L137 71L138 70H136ZM160 69V70H159ZM162 69V70H161ZM169 69V70H168ZM170 69H172V70H170ZM174 69V70H173ZM177 69V70H176ZM183 69V70H182ZM214 69V70H213ZM217 69H218V71H217ZM227 69V70H226ZM263 69V70H262ZM21 70V69H20ZM35 70H37V71H35ZM135 70H136V72H135ZM144 72H143V71ZM150 70H151V72H150ZM156 70V71H155ZM158 70V71H157ZM181 70V71H180ZM192 70H194V71H192ZM198 70H199V72H198ZM201 70V71H200ZM238 70V71H237ZM251 70V71H250ZM4 73V75H3V73ZM39 71V73H37ZM43 71V72H42ZM44 71L46 72V73H44ZM53 71H54V73H53ZM145 71L147 72L146 74H145ZM148 71H149V73H148ZM152 71H154V72H152ZM178 71V72H177ZM191 71V72H190ZM205 71V72H204ZM209 71V72H208ZM214 71V72H213ZM222 71V72H221ZM260 71V72H259ZM9 72H12V75L9 73ZM37 74H36V73ZM42 72V73H41ZM49 72H52L54 75L52 76V77H54V76H56V78H58V80H60L61 81V83L59 82V85L61 84V85H63V82H65L64 83V85L66 84H68V86H66L68 89H66V87L63 85L62 87H60L59 85H58V83L57 84H55V80H57V79H54V78H52L51 79V75H49V74H51V73H49ZM57 72V73H56ZM72 72H74V71H72ZM72 72H70V73H72ZM164 74H163V73ZM173 72L175 73L174 75H173ZM184 72V73H183ZM190 72V73H189ZM194 72H196V73H194ZM198 72V73H197ZM206 72H207V74H206ZM217 72V74H218V76H216L215 75V73ZM244 72V73H243ZM2 73V74H1ZM6 73H7V75H6ZM25 73H27V74H25ZM29 73V74H28ZM33 73V74H32ZM43 73H44V75H43ZM49 73V74H48ZM69 73V75H71ZM126 73V72H125ZM158 73V74H157ZM161 73V74H160ZM168 73V74H167ZM178 73H180V74H178ZM185 73H186V75H185ZM202 73H204L205 74V76L207 77H205ZM9 74H10V76H9ZM24 74H25V77H24ZM30 74H32L33 75V77H31L30 78V82L32 83H34V80L36 81L34 84H30L29 86H26V85H28V79H29V77L27 76V75H29L30 76ZM41 74L43 75V76H41ZM49 75V76H47V75ZM56 74V75H55ZM59 74V75H58ZM137 74H140V75H142V76H139V75H137ZM202 74V75H201ZM14 75H16V76H14ZM31 75V76H32ZM37 75V76H36ZM106 75V74H105ZM147 75L148 77H149V75H153L152 76V78L150 77L149 78V80L150 81H148V77L146 78L145 76ZM160 75H161V77H160ZM164 75V76H163ZM170 75H172V76H170ZM176 75V76H175ZM178 75V76H177ZM183 75V76H182ZM189 75V76H188ZM191 75H192V79H194V80H191ZM194 75V76H193ZM212 77H211V76ZM220 75V76H219ZM4 76H9L10 78H14V77H17L18 76V78H20L21 80H18L17 78H14L15 80H13V78L12 79H10L9 77H7V78H5ZM12 76V77H11ZM34 76H36L35 77V79H34ZM157 76V77H156ZM175 76V77H174ZM181 76V77H180ZM223 76V77H222ZM224 76H226V79H225V77ZM246 76V77H245ZM248 76V77H247ZM253 76V77H252ZM259 76V77H258ZM40 77V78H39ZM42 77L43 78H47L48 79V81L46 80V79H43L42 80ZM60 77V78H59ZM65 77H66V79L71 83H69L66 79H65ZM74 77V78H75ZM106 77H108L107 75H106ZM110 77V76H109ZM143 77H145L144 79H142L141 80V78H143ZM160 77V78H159ZM167 77V78H166ZM173 77V78H172ZM177 77V78H176ZM180 77V78H179ZM187 77H188V79H187ZM218 77V78H217ZM250 77H251V79H250ZM261 77V78H260ZM2 78H4V79H2ZM9 78V79H8ZM33 78V79H32ZM40 80H39V79ZM72 79V80H70V79ZM153 78H155V79H153ZM158 78V79H157ZM174 78H175V80H174ZM197 78H198V80H197ZM204 79L203 81L202 80H199V79ZM205 78H206V80H205ZM208 78H209V81H208ZM211 78V79H210ZM221 78V79H220ZM231 78V79H230ZM238 78H240V79H238ZM16 79L18 80V81H20V83L22 82V81H24V82H22V85L21 84H19L18 85V83L16 82ZM33 81H32V80ZM54 79V80H53ZM88 80V82H90L89 83V85H95V88H96V86H98L99 84L98 83H102L103 84V81L101 80V82H100V80H97L96 81V79H92L93 81H95V83L96 84H94L93 83V81H89V80H91V78L89 79V77L87 78ZM154 80V82H152L153 80ZM176 79H178V80H176ZM215 79V80H214ZM233 79V80H232ZM254 79V80H253ZM8 80V81H7ZM15 81L16 82V84L19 86H17V85H12V83L13 84H15V82H13V81ZM44 80H46L47 82H49V85H47L46 83H44L45 85H47V86H44L43 87V85H42V83L43 82H46V81H44ZM50 80V81H49ZM66 80V81H65ZM80 82H79V81ZM86 80V79H85ZM164 80L165 81H167L166 83H164ZM187 80V81H186ZM189 80V81H188ZM192 82H191V81ZM198 82H197V81ZM224 80V81H223ZM228 80H230V81H228ZM237 80V81H236ZM248 80V81H247ZM256 80V81H255ZM9 81H12V83H9ZM42 83H41V82ZM87 81H85L84 83H86ZM146 81H147V83H146ZM178 81V82H177ZM183 81V82H182ZM214 81V82H213ZM241 81H243V82H241ZM255 81V82H254ZM4 82V83H3ZM8 84H7V83ZM26 82H28V83H26ZM52 82H54V84H51ZM66 82H68V83H66ZM73 82L75 83L76 82V84L74 85L73 84ZM88 82H87V84H88ZM92 82V83H91ZM105 82V81H104ZM145 82V83H144ZM152 83V85L150 84V83ZM156 82H155V84H156ZM161 82V83H160ZM172 82V83H171ZM174 82V83H173ZM195 82H197V84L195 83ZM212 82V83H211ZM226 82V83H225ZM245 82V83H244ZM260 82H262L261 84H260ZM24 83V84H23ZM83 83V84H84ZM140 83V82H139ZM161 85H164V87L163 86H161L160 87V84ZM193 83V84H192ZM216 85H215V84ZM219 85H218V84ZM229 83V84H228ZM235 83V84H234ZM238 83V84H237ZM241 83V84H240ZM252 83V84H251ZM26 84V85H25ZM39 84H40V86L41 87H43L42 88V91H41V88H37L38 90L40 89V92L36 89V87H40L39 86ZM50 84H51V86H50ZM98 84V85H97ZM101 84V86H104L105 87V85L103 84L102 85ZM140 84H142V83H140ZM173 84V85H172ZM180 84V85H179ZM184 84V85H183ZM186 84V85H185ZM212 84H214L213 86H212ZM247 84V85H246ZM248 84H250V85H248ZM263 84V85H262ZM25 85V86H24ZM37 85V86H36ZM69 85L71 86V87H69ZM72 85H74L75 87L74 88H72L73 86ZM178 85V86H177ZM192 85V86H191ZM196 85V86H195ZM201 85V86H200ZM234 85V86H233ZM242 85V86H241ZM254 85V86H253ZM11 86V87H10ZM15 86V87H14ZM31 86H33L34 87V89H36L35 91H34V89H33V87L32 88H30ZM48 86H49V88H48ZM101 86H98L95 90H97L98 88L100 89V91L102 92V88H104V87H101ZM115 85H113V87H114ZM116 86L117 87H115V90H117V88H118V90H119V88H121L122 89V87H119L118 86V84H116ZM121 86V85H120ZM170 86V87H169ZM173 86V87H172ZM184 86V87H183ZM200 86V87H199ZM215 86V87H214ZM248 86V87H247ZM250 86V87H249ZM8 87H10V89L8 88ZM21 87V89L20 90H22V91H16V90H18L17 88H20ZM46 87H47V89H46ZM55 87V89H53V88ZM94 87V86H93ZM163 87V88H162ZM169 87V88H168ZM228 87V88H227ZM23 88V89H22ZM29 88V89H28ZM52 88V90H57L58 91V88H59V92L62 90H64V92H65V94L66 93H68V92H70V93H68V94H66V96H63V94L64 93H61V95L63 96H61L60 95V97L59 96H57L56 95V93H54L53 91H50V93H48L49 92V90ZM57 88V89H56ZM65 88V89H64ZM70 88V89H69ZM157 87H155L154 89H156ZM164 88H167V89H164ZM172 88V89H171ZM185 88V89H184ZM188 88V89H187ZM198 88V89H197ZM203 88V89H202ZM249 88V89H248ZM7 89H9V92H6V91H8ZM12 89H14V91H16V92H13V90ZM33 89V90H32ZM43 89L45 90H47L48 92H46V94H45V92L43 91ZM49 89V90H48ZM98 89V90H99ZM119 90V91H115V92H113L114 91V89L112 90V91H108L107 93H106V97L109 99L108 101H111L110 103L107 101V98H105V96H104V99L107 101V102H105V100L102 98L103 96H102V94L100 95V97H101V101H100V107L99 108H101V107H103V108H105L106 107V105H107V103H109V105H107L108 106V108L107 109H109L110 107V109H113L112 107L114 106V114L113 115H116V114H120V115H122V116H126L127 117V115L129 116L130 114H132V115H130V116H132V117H125V119H127L126 121H132L133 119H138V114H144L145 112H141L140 113V110L137 108V106H135V103L133 104V105H131V107L129 108V101H126L125 99H122L121 100V98H119V96L121 97V95L123 96L124 94V96L126 97V95H127V93H124L123 92V89L122 90ZM158 89V88H157ZM169 89V90H168ZM170 89H171V91H170ZM173 89H175V90H173ZM180 89V90H179ZM183 89V90H182ZM231 89V90H230ZM252 89H253V91H252ZM5 90V91H4ZM159 90V92H161ZM165 90V91H164ZM167 90V91H166ZM177 90V91H176ZM203 90V91H202ZM235 90V91H234ZM13 93H12V92ZM28 92V93H23V94H20L21 92ZM33 93H32V92ZM56 91V92H57ZM100 91H95L94 93H96V95L97 94H99V93H97V92H100ZM123 92V93H121V92ZM169 91V92H168ZM176 91V92H175ZM184 91V92H183ZM193 93H191V92ZM229 91V92H228ZM233 91V92H232ZM37 92L40 94V95H38L37 94ZM44 94H43V93ZM53 92V93H52ZM100 92V93H101ZM111 93V97H108L107 95H109L108 93ZM120 92V94H118ZM172 92V93H171ZM175 92V93H174ZM190 92V93H189ZM199 92V93H198ZM255 92V93H254ZM5 93H8V94H6L5 95ZM30 93V94H29ZM36 95H35V94ZM103 94H104V92H102ZM115 95H114V94ZM183 93V94H182ZM208 93H209V95H208ZM232 93V94H231ZM249 93V94H248ZM257 93V94H256ZM17 94V95H16ZM25 94H27V97H26V95ZM35 95V97H36V99L34 98V95ZM47 94H50L49 96H46ZM55 94V95H54ZM58 94V93H57ZM114 95V98H113V100L114 101H112V100H110L112 97H113V95ZM116 94H118V95H116ZM169 94V95H168ZM180 96H179V95ZM186 94H188L187 96H186ZM192 96H191V95ZM198 94V95H197ZM214 94V95H213ZM234 94V95H233ZM252 94V95H251ZM10 96V99H9V96ZM19 95V96H18ZM23 96L22 98H24L25 99V102H23L24 100L23 99H21V97L20 96ZM30 97H29V96ZM33 95V96H32ZM41 95H43V96H45V97H42ZM51 95H53V96H55V97H53V96H51ZM92 95H94V94H92ZM92 95H90V97H94V96H96V95H94V96H92ZM170 95H173V96H170ZM185 95V96H184ZM224 95V96H223ZM254 95V96H253ZM6 96H7V98L9 99V102H8V99H6ZM13 96V97H12ZM15 96H17V97H15ZM25 96V97H24ZM31 96H32V99L34 100V101H37V102H34L35 103V105H34V103H33V100L31 99ZM38 96V97H37ZM41 96V98H39ZM99 96V95H98ZM118 98H117V97ZM178 96H179V98H178ZM185 98H184V97ZM190 96H191V98H190ZM242 98H241V97ZM244 96V97H243ZM3 98V100H2V98ZM17 98V99H19V97H20V99L19 100H16V99H11V98ZM57 97V98H56ZM58 97L60 98V99H58ZM65 97V99L63 100V98ZM73 97H75V96H72V98H70V95H69V97L68 98H70L71 100L73 99ZM97 97V96H96ZM96 97H94V98H96ZM100 97H97V100H98V98L100 99ZM176 97V98H175ZM180 97H181V100H180ZM189 97V98H188ZM219 97V98H218ZM251 97V98H250ZM256 97V98H255ZM258 97H259V99H258ZM262 97V98H261ZM29 99V100H27V99ZM54 98V100H52V101H50L51 99H53ZM117 98V99H116ZM124 98V97H123ZM187 98V99H186ZM198 98V99H197ZM37 99H39V100H37ZM56 99H58V100H56ZM67 99V100H66ZM93 99V98H92ZM102 99H103V101H102ZM119 99V101L117 102V100ZM179 99V100H178ZM184 99H185V101H184ZM188 99H189V102H187L188 101ZM231 99V100H230ZM263 101H262V100ZM7 102H6V101ZM23 100V101H22ZM31 100V101H30ZM61 100H63L62 102H61ZM71 100H69V101H71ZM115 100H116V102H115ZM123 100H125L126 101V103L128 104H125V101H123ZM170 100V99H169ZM184 102H183V101ZM197 100V101H196ZM230 100V101H229ZM237 100V101H236ZM251 100V101H250ZM260 100H261V102H260ZM4 101V102H3ZM12 101V102H11ZM32 102L33 104L32 105H29V104H31L30 102ZM54 101V102H53ZM56 101V102H55ZM172 101V100H171ZM172 101V102H173ZM192 101H194V103H196V104H194ZM208 101V102H207ZM216 101H217V103H216ZM219 101V102H218ZM249 101V102H248ZM256 101H258V102H256ZM7 104H6V103ZM11 102V103H10ZM20 102H21V104H25V105H21L20 104ZM23 102V103H22ZM26 102H29L28 104L26 103ZM57 103V104H53V103ZM102 102L104 103L105 102V107L104 106H102ZM120 102L122 103V104H120ZM203 102V103H202ZM204 102H206V103H204ZM224 102V103H223ZM227 102H229V103H227ZM250 102H252V103H250ZM3 103H5V104H3ZM9 103V104H8ZM60 103H59V105H60ZM111 103H115V104H113V106H111L112 104ZM199 103V104H198ZM200 103H202V104H200ZM232 103V104H231ZM3 104V105H2ZM37 104V105H36ZM38 104H39V106H38ZM66 104V103H65ZM130 104H132V103H130ZM186 104V105H185ZM192 104V105H191ZM211 104H212V106H211ZM214 104V105H213ZM217 106H216V105ZM220 104V105H219ZM225 104V105H224ZM236 104V105H235ZM252 104V105H251ZM256 104H258V106L256 105ZM19 105V106H18ZM21 105V106H20ZM28 105V106H27ZM64 105V104H63ZM63 105H62V107H63ZM104 105V104H103ZM120 105V108L118 107ZM124 105V106H123ZM126 105V106H125ZM188 105H189V107L191 108H189L188 107ZM197 105V106H196ZM203 106V107H201V106ZM208 105V106H207ZM32 106V107H31ZM45 106V107H46ZM64 106H66V105H64ZM121 106H122V108H121ZM128 106V107H127ZM134 106V108H132ZM192 106L194 107L193 109H192ZM198 106H199V108H198ZM206 106V107H205ZM226 106V107H225ZM247 106V107H246ZM254 106V107H253ZM41 107V106H40ZM42 107H43V105H42ZM127 108V109H125V108ZM135 107L138 109H135ZM205 107V108H204ZM212 107H214V108H212ZM221 107V108H220ZM231 107V108H230ZM3 108H1L0 107V109H3ZM8 108H10V107H8ZM10 108V109H11ZM29 108H31L32 109V111H33V113H32V111H31V113L29 112L31 109H29ZM208 110H207V109ZM3 109V110H4ZM7 109V108H6ZM10 109H8V111H5L4 110V113H3V110H0V114L1 113H3L4 115H2L3 117L4 116H6V117H10V116H12V117H10V119H8V118H6L5 117V120L7 121V119H8V121L10 120V122H14V121H16V122H14L13 124H15L16 126L18 125V121H17V119H16V117H15V115H12L9 111H10ZM15 109H14V111H15ZM16 109V110H17ZM34 109V110H33ZM40 109V108H39ZM51 109V110H52ZM106 109V110H107ZM117 109V110H116ZM118 109H119V112H117L116 113V111H118ZM121 109H122V111H121ZM133 109H135V111L133 110ZM213 109V110H212ZM219 111H218V110ZM230 109V110H229ZM12 110H11V112H12ZM49 110H50V108H49ZM48 110V111H49ZM51 110H50V112H51ZM116 110V111H115ZM124 110H126V111H124ZM154 110V109H153ZM151 111L150 110V113L152 112V114H150V115H152L153 116V118L155 117L154 115H156V113H155V111ZM202 110V111H201ZM215 110H217V111H215ZM222 110V111H221ZM246 110H247V112H246ZM2 111V112H1ZM35 111H36V113H35ZM109 111H111V110H108V111H106V113L108 112V113H113V111H111V112H109ZM124 111V112H123ZM134 111V112H133ZM139 111V112H138ZM199 111V112H198ZM207 111H209V112H207ZM212 111V112H211ZM224 111L226 112L225 114H223L224 113ZM232 112L231 114H229L230 112ZM234 111V112H233ZM254 111V112H253ZM256 111V112H255ZM9 112V113H8ZM101 112V111H100ZM154 112V113H153ZM211 112V113H210ZM239 112H241V113H239ZM30 113V114H29ZM36 114V117H34L35 116V114ZM51 113H53V111L51 112ZM107 113V114H108ZM116 113V114H115ZM128 113V114H127ZM138 113V114H137ZM146 113H148V114H146V115H148V116H150L149 115V112H147L146 111ZM219 113H220V115H219ZM9 116H8V115ZM100 114V113H99ZM106 114V116H111V115H107ZM125 114V115H124ZM127 114V115H126ZM135 114V116L133 117V115ZM154 114V115H153ZM211 114V115H210ZM228 114V115H227ZM33 115V116H32ZM104 115H105V113H104ZM112 115V116H113ZM117 115V116H118ZM119 115V117H122V116H120ZM145 115V114H144ZM145 115V116H146ZM230 115V116H229ZM232 115H233V117H232ZM238 115V116H237ZM249 115V116H248ZM257 115V116H256ZM100 116V115H99ZM248 116V117H247ZM31 117H33V118H31ZM101 117V116H100ZM157 117V116H156ZM227 117H229V118H227ZM12 118V119H11ZM149 119H147V121H145L146 123H145V125H147V134L149 135V136H152L153 137V139H154V137L156 136V134H154V133H159L160 132V130H161V134L163 133V136L164 135H166V134H164L165 133V131L167 130V134H169V135H173V131H177L173 126H172V124H171V126L174 128L173 130H169L168 131V129H171L172 127L169 125V123L166 121V123H165V121H163L162 122V120L159 122V120L157 121V120H155L156 122H157V124L158 123H163V125L166 127V128H168V129H166V128H160V126L161 127H164V126H162V124L161 125H159V127H158V125L156 124V122L154 121V123H155V125H157L156 127H157V129L158 128H160V129H158V130H156V127L155 126H153L154 124H152V126H149L148 127V124H147V122H149V120H154V119H156V118H152L151 119V116L150 117H148ZM220 118H222V119H220ZM235 118V119H234ZM240 118H241V120H240ZM108 119H111V117L110 118H108ZM122 119H124V118H122ZM124 119V120H125ZM254 119V120H253ZM256 119V120H255ZM259 119V120H258ZM11 120H13V121H11ZM53 120H54V122H53ZM145 120H146V118H145ZM230 120V121H229ZM232 120V121H231ZM240 120V121H239ZM248 120V121H247ZM7 121V122H8ZM43 121V122H42ZM150 121V123H153V121L151 122ZM229 121V124L227 123ZM242 121H244V122H246V124L244 123V122H242ZM250 121H252V122H250ZM37 122V123H36ZM232 122V123H231ZM234 122V123H233ZM248 122V123H247ZM256 123V125H255V123ZM9 123V122H8ZM36 123V125H34L36 128H34V126H33V124H35ZM52 124V129H51V125H49V124ZM54 123V124H53ZM166 125H165V124ZM231 123V124H230ZM243 124V125H245V126H240L239 124ZM250 123V124H249ZM252 123H254V124H252ZM261 123V124H260ZM11 124V123H10ZM12 124V125H13ZM39 124H41V126H42V128L44 127V129H42V128H39V127H41ZM48 124V125H47ZM31 125L33 126V127H31ZM167 125L169 126V127H167ZM234 125V126H233ZM239 125V128L237 127L236 129L235 128H233V127H235V126H238ZM248 125V126H247ZM251 125V126H250ZM253 125V126H252ZM255 125V126H254ZM24 127V128H23ZM45 127H46V129H45ZM54 127H55V129H54ZM57 127V128H56ZM152 127V129H151V131L153 130L154 131V129H155V131L153 132H149V128H151ZM204 130V132L203 131H201V128ZM199 128H198V130L200 129V132H202V134L203 133H205V132H208V131H205L206 130V128L205 127H202V126H200ZM252 127V128H251ZM254 127V128H253ZM259 127H260V129H259ZM27 128H30V129H27ZM50 128V129H49ZM102 128V127H101ZM145 128V129H146ZM232 128H233V130H232ZM35 129V132L36 133H33L34 131H32V130H34ZM49 129V130H48ZM248 129V132H246V130ZM29 130V131H28ZM31 130V131H30ZM36 130H41V132H42V130H43V132L42 133H39V132H37ZM47 130V135L48 136H50L51 134H50V132H52L53 131V138L50 136V137H48L47 135H40V134H44L45 133V131ZM52 130V131H51ZM55 130H56V132H55ZM58 130V131H57ZM100 130H102L103 131V128L102 129H100ZM162 130H165L164 132L162 131ZM241 130V131H240ZM261 130V131H260ZM27 131L29 132V134H31L32 133V136H34V137H31V135L29 136V135H27ZM159 131V132H158ZM171 131V132H170ZM192 131H195V130H192ZM252 131H254L253 133H252ZM256 131H257V133H256ZM31 132V133H30ZM58 132H60L61 134H58V136H57V133ZM66 132V131H65ZM168 132H170V133H168ZM190 132V136L189 135H187V137H192L191 139L190 138H188L190 141H193V142H191V143H193V144H197L198 145V140H202V142L200 143L199 142V145H205V147L207 146V145H213L214 143H212V144H209V143H207L206 144V133L205 134H203V135H205V136H203L201 133H200V135H196V136H194L195 134H199V133H196V131L194 132V134H193V132H191V131H189ZM199 132V131H198ZM242 132V133H241ZM37 133H39V136H41V137H43V140H42V138H41V140L38 138V134ZM54 133H56V134H54ZM150 133H153L154 134V136L153 135H150ZM159 133V134H160ZM257 135H256V134ZM263 133V134H262ZM33 134H35V135H33ZM67 134V135H66ZM158 134V135H159ZM254 134V135H253ZM57 136V138H56V136ZM59 135L61 136V135H63V136H61L60 137V140H59ZM158 135H157V137H158ZM176 135V137H177V135H179V134H177V132H176V134H174L173 136H175ZM192 135V136H191ZM238 135V136H239ZM263 135V136H262ZM37 138H36V137ZM46 136V137H45ZM69 136H70V139H69ZM73 136V138H71ZM161 136L162 135H159V142H160V138H161ZM162 136V137H163ZM194 136V137H193ZM198 136H200V139H199V137ZM31 137V138H30ZM54 137L56 138V139H58V141L56 140V141H54L55 139H54ZM63 137V138H62ZM68 137V138H67ZM84 136H82V139H85V137L83 138ZM152 137L150 138V139H152ZM186 137V138H187ZM198 137V140L196 141V138ZM205 138L204 140H203V138ZM24 138H26L25 136H24ZM29 138V139H28ZM34 140H33V139ZM35 138H36V140H35ZM49 140H48V139ZM194 138V139H193ZM48 141V144H47V141ZM50 139H54V140H51L50 141ZM63 139H65V140H63ZM68 139H69V141L71 142H68ZM152 139V140H153ZM165 139V136L163 137V139L161 138V140L163 141ZM187 139V140H188ZM37 140H40V142L39 141H37ZM80 140H81V136H80V139H79V142L78 143H75V144H78L79 145V143H80V145L81 146H79L80 148H75L76 149V151L77 150H82V151H84V150H87L86 148H88L89 146H87L88 145V140L86 139L85 141L87 142V144L85 143V145H83L84 144V140H82L81 142H80ZM154 140H156L157 141V143H158V140L156 139V137H155V139ZM188 140V141H189ZM259 140H261V141H259ZM263 140V141H262ZM32 141H30V142H32ZM42 141V142H41ZM46 141V142H45ZM53 141V142H52ZM66 143H65V142ZM165 141V140H164ZM163 141V142H164ZM186 141V140H185ZM189 141V142H190ZM28 142V141H27ZM29 142V143H30ZM37 142H39V143H37ZM51 142H52V144H51ZM54 142H56V144L54 143ZM60 142V143H59ZM189 142H187V143H189ZM195 142V143H194ZM203 142H205V143H203ZM207 142H208V140H207ZM68 143H70V144H68ZM82 143V144H81ZM65 144H66V146H65ZM190 144V143H189ZM52 145V146H51ZM56 145V146H55ZM62 146V148H61V146ZM230 145H232V144H230ZM230 145H229V148H230ZM234 145L235 144H233L231 147H233L234 148ZM68 146V147H67ZM85 146V147H84ZM209 146H207L206 148H210ZM240 146L241 145H239L238 146V144H236L235 145V148H234V150H233V148H231V149H229V154L228 155H230V154H232V155H230L231 157L230 158H232L233 159V161H232V159H231V161L232 162H235V160L234 159H236L235 157H237L238 159H236L238 162H239V159L243 162V163H240V164H242L241 166L242 167H239V165L240 164H238V163H236L237 165H236V167H237V169L239 170V172L238 173H242V171L244 170L246 173H247V175H245V174H243L244 173V171H243V176L242 175H239L237 172H236V174L238 175H236L237 177H235V176H233V177H235V179L234 178H230L229 177V181H227V184L225 183V181H223V180H221L223 183H224V185L226 184V186H224L223 185V183H218L217 184V182L220 180V179H218V180H215V179H213V178H211V180H210V178H209V180L207 181H205V180H203L202 179V181H200L199 183H201L200 185H199V183H198V186H199V188H200V190H201V192H206V191H210V192H212V191H214L213 193H215V195H218L217 193H219L220 191H221V188H222V186H223V188L222 189H224V188H230V190L228 191V189L226 188V189H224V190H222L220 193H219V197H213V199L212 200H210V201H213V200H215L216 198V202L215 201H213V202H210V203H208L209 201L206 199V202H205V200L204 201H202V199H201V202H203L201 205L200 204H198L199 205V207H198V205H195V203H194V205H193V203H192V200H193V198H192V196H193V191H191L192 192V194H190V193H188L191 197H189L188 196V194H185V193H187V192H185L184 191V189H182V191L180 190V189H178L177 190V192H176V195H177V193H178V191L180 190V194H179V196H182V194H184V197L182 196V197H180L179 198V196H176L175 195V197H176V200H178L177 198H179V199H181L182 200V198H183V200H184V202H180L181 200H179V203H183L182 205H185V203H186V208H185V206H184V209H186V210H184L183 209V206H182V210H184V212L186 211V214H190L189 212L191 211V214H193V213H195V214H197V216H195V214L194 215H192V216H195V218H197L196 219V221H198V217H199V221L200 222H202V219H200V217L201 218H203V216L205 215L206 216V218H203V220H205L206 219V221L207 222H210V220H211V222H213V221H215V222H213L214 224H215V226H216V223H218L221 219H223L224 221H225V219L227 220V221H223L222 220V222H221V224L224 226V227H220L219 228V226L221 225H219V223L217 224V225H219V226H217V228H219L220 230H222L223 228V230L222 231H224L225 230V233H227V231L226 230H228L229 228H230V225L229 224H231V225H234V227H237L236 225H238V227H237V231L239 230V232H235L236 230L234 229V227L233 226H231V228H233L232 229V231L234 230V232H235V234L236 233H238L239 234V237L241 236V232L242 231H244L246 228H248V227H250V228H248L249 230L251 229V226L250 225H247V226H245L244 224L246 223H248V224H250V222L252 221V227H253V224L255 225V223H257L256 221H258V220H261V221H259V222H261L262 223V225H264L263 223V221H264V208H263V206H264V181H260L261 183H258L259 181H258V179H260V180H264V177L263 176H261V175H264L263 173V171H264V158L262 157V156H256V155H259L258 153L256 154L255 152H253V150H249L250 148H245L244 146H243V144H242V146H241V149H242V153H241V149H239L240 148ZM46 147V148H45ZM60 147V148H59ZM64 147H65V149H64ZM71 147V148H70ZM76 147H78V146H76ZM81 147H82V149H81ZM84 147V148H83ZM50 148V149H49ZM59 148V150L58 151H56V149H58ZM64 149V150H63ZM84 149V150H83ZM237 149H239V150H237ZM43 150V149H42ZM248 150V151H247ZM57 153H56V152ZM63 152V155L65 156H60L61 158H59L58 157V155L60 154V152ZM64 151H65V153H64ZM82 151H81V153H82ZM91 151V152H90ZM212 151V150H211ZM54 152L57 154L56 156H55V154H54ZM59 152V153H58ZM61 152V153H62ZM213 152H215V149H214V151ZM231 152H233V153H231ZM247 152H251V153H247ZM91 153V154H90ZM93 153V154H92ZM237 153V154H236ZM241 153V154H240ZM245 154V156H246V159H245V156H243L244 154ZM80 154V153H79ZM90 154V155H89ZM249 154H250V156H249ZM251 154H253V155H251ZM254 154H256V155H254ZM60 155H62V154H60ZM95 155H97L95 158H93L92 160H91V162L93 161V162H96L95 161V159H99L100 157H98L99 156V154H95ZM112 155V154H111ZM252 156V157H251ZM254 156V157H253ZM50 157V158H49ZM56 157V158H55ZM63 157V158H62ZM79 157V158H78ZM115 157V158H114ZM229 157V156H228ZM234 157V158H233ZM248 157V158H247ZM263 159H262V158ZM57 158H59V160L61 159V162H59V160L57 159ZM66 158V159H65ZM84 158L86 159V160H84ZM113 158L116 160V159H119V158H117L116 156H113ZM252 159V162H251V159ZM257 158V159H256ZM44 159H47V160H44ZM51 159V161L53 162V163H51L49 160ZM56 159H57V161H56ZM71 159H72V161H71ZM248 159V160H247ZM256 161H254V160ZM259 159H262L261 160V162H260V160ZM55 162H54V161ZM69 160V161H68ZM82 160V161H81ZM114 160V161H115ZM246 160V161H245ZM258 160H259V163L257 164V162H258ZM69 162L68 163V165H66L64 162ZM76 161V162H75ZM84 161V162H83ZM47 162V163H46ZM57 162V163H56ZM74 162V163H73ZM79 162V163H78ZM84 163V165L83 166H81V163ZM247 162V163H246ZM249 162V163H248ZM254 162V163H253ZM51 163V164H50ZM59 163H63V164H65L66 166H70L71 165V163H72V165H71V168H72V166L74 165V167H76V168H74L73 170H75V171H73V172H69V173H74V176L71 178V175H68V171L69 170H67L66 168H64V167H66V166H62L63 164H59ZM75 163H76V165H75ZM235 163H234V165H235ZM251 163H253V165L255 166V167H253L252 166V164ZM47 164H48V166H50L51 168H47V170H46V166H47ZM56 164H59V165H57V168L55 167V165ZM78 164V165H77ZM256 164V165H255ZM259 164H260V166H259ZM36 165V166H37ZM62 167H61V166ZM247 165V166H246ZM250 165V166H249ZM59 166V167H58ZM38 167V166H37ZM36 167V168H37ZM60 167H61V169L62 168H64V169H66V171H67V173L64 171V169H62L63 171H64V174H62L63 173V171H62V175L64 176L63 178L61 177H59V175H61V174H58V171H59V169H60ZM250 167L252 168V169H250ZM260 167V168H259ZM262 167V168H261ZM52 168H56L55 169V171H53L52 170ZM59 168V169H58ZM69 169H70V167H68ZM239 168H241V169H239ZM247 168H249L250 170H248L249 171V174H248V172H247ZM255 168V169H254ZM57 169H58V171H57ZM256 169H257V171H256ZM259 169H261V171L259 170ZM50 170L52 171V173L50 172ZM251 170H254L255 172H253V171H251ZM61 171V170H60ZM59 171V172H60ZM71 171H72V169H71ZM76 171H77V173L78 174H76ZM261 173H260V172ZM83 172H85V171H83ZM80 173V177H83V174L84 173ZM258 173V175L256 176V174H253V173ZM47 174L44 178L42 177L43 176V174ZM66 173V174H65ZM42 174V175H41ZM57 174V175H56ZM253 174V175H252ZM260 174V175H259ZM66 175V176H65ZM67 175L69 176V178H67ZM245 175V176H244ZM248 175H251V176H248ZM240 176H242V178L240 177ZM247 176V177H246ZM253 176V177H252ZM59 177V178H58ZM239 177H240V179H239ZM248 177H252V178H249V180L247 179ZM255 177L257 178V180L255 181ZM259 177V178H258ZM57 178L59 179V180H57ZM64 178H66V179H68V180H66V179H64ZM41 179V180H42ZM52 179H55V180H52ZM72 179V180H71ZM79 179H81V178H78V179H76V181L77 180H79ZM206 179V178H205ZM231 179H233V180H231ZM245 179V180H244ZM252 179H253V181H252ZM214 180V182H212ZM231 180V181H230ZM235 180V181H234ZM237 180V181H236ZM239 180V181H238ZM242 180H244L243 182H241ZM75 181V182H76ZM82 181H84V180H82L81 179V181H77L76 182V184L78 183V184H82L81 182ZM205 181V182H204ZM215 181H217V182H215ZM232 181H234V182H232ZM247 181V182H246ZM252 181V182H251ZM258 181V182H257ZM207 182H209V183H207ZM236 182H238V183H236ZM249 182V187H248V183ZM254 182V183H253ZM258 183V185H257V183ZM203 183V184H202ZM215 183V184H214ZM234 183V184H233ZM238 184V185H236V184ZM244 183H245V185H244ZM76 184H73V186L74 185H76ZM78 184L76 185V187H78ZM204 184H206L205 186H204ZM218 185L219 186V188H218V186H217V188H216V186L215 185ZM222 184V186H220ZM233 184V185H232ZM240 184H242L243 185V187L240 185ZM247 184V185H246ZM261 184V185H260ZM79 185V187L81 188V190H82V192H83V189H82V187L83 186H85L84 185V183H83V185L82 186H80ZM210 185V186H209ZM214 186V187H212L211 188V186ZM229 185V186H228ZM239 185L242 187H239ZM257 185V186H256ZM203 188H202V187ZM233 186V187H232ZM236 186V187H235ZM238 186V187H237ZM254 186H256V188L253 187ZM76 187H73V188H75L74 189V191L73 192H75V190H76ZM79 187L77 188V190H79ZM205 187V188H204ZM221 187V188H220ZM235 187V188H234ZM260 187V188H259ZM198 188V189H199ZM242 190H240V189ZM247 190H246V189ZM186 189V188H185ZM188 189V188H187ZM186 189V190H187ZM190 189V188H189ZM203 189V190H202ZM205 189V190H204ZM211 189V190H210ZM218 191H217V190ZM238 189V190H237ZM245 189V190H244ZM249 189H253V191L252 190H249ZM81 190H80V192H81ZM97 190V189H96ZM232 190V191H231ZM240 190V191H239ZM100 191V190H99ZM217 193H216V192ZM224 191V192H223ZM228 191V192H227ZM235 193H234V192ZM237 191H239V192H237ZM248 191V192H247ZM250 191H251V193H253V194H250ZM257 191V192H256ZM263 193H262V192ZM81 192V193H82ZM96 192V191H95ZM182 192V193H181ZM184 192V193H183ZM188 192H189V190H188ZM233 193V195H230V194H232ZM242 192V193H241ZM247 192V194L245 195V193ZM222 193V194H221ZM239 193V195H236V194H238ZM244 193V195H242ZM256 193V194H255ZM96 194H98V191H97V193ZM99 194H101V191H100V193ZM222 196H221V195ZM226 194V195H225ZM229 196H228V195ZM250 194V195H249ZM263 194V195H262ZM103 194H101V196H102ZM185 195L186 196H188L189 197V199L190 198H192V199H190V201H188L189 199H187V200H185L186 198H188V197H185ZM214 195V196H215ZM223 195H225V199L224 200H221L222 201V203H221V201H219V199H223ZM242 195V196H241ZM248 195V196H247ZM253 195H255V197L253 196ZM58 196V197H57ZM100 196V195H99ZM238 196V197H237ZM241 196V197H240ZM56 197V199H58V198H60L61 199V197H59V195H56V196H54V198ZM228 197V198H227ZM234 197V198H233ZM243 197V198H242ZM219 198V199H218ZM227 198V199H226ZM233 198V199H232ZM241 198V199H240ZM254 198V199H253ZM59 199V200H60ZM252 201H251V200ZM256 199H258V200H256ZM260 199V200H259ZM182 200V201H183ZM227 200H228V202H227ZM186 201V202H185ZM231 201V202H230ZM236 201V202H235ZM239 201L242 203H239ZM249 201V202H248ZM257 201V202H256ZM176 202H178V201H176ZM187 202H189V203H191L192 204V206H194V207H192V206H189V205H191V204H187ZM221 203V205L219 204V203ZM246 202V203H245ZM251 202V203H250ZM259 202H262V203H260V204H262V205H260L259 204ZM217 206V207H215V205ZM226 203H229V205L228 204H226ZM256 204V205H252V204ZM177 204V203H176ZM208 204H209V206H208ZM226 204V205H225ZM244 204V205H243ZM250 204V205H249ZM189 207H188V206ZM224 205V206H223ZM232 205H233V209H232ZM236 205V206H235ZM247 205V206H246ZM90 206V205H89ZM195 206H197V207H195ZM204 206V207H203ZM207 206H208V208H207ZM213 206H214V208H213ZM223 206V207H222ZM231 207V209H230V207ZM244 206V207H243ZM253 208H252V207ZM258 206H260V207H262L261 209L258 207ZM190 207H192V208H195V209H191ZM201 207H202V209H201ZM249 209H248V208ZM90 208V207H89ZM188 208V209H187ZM206 208H207V210H206ZM213 209L212 210V213L210 212L211 211V209ZM216 208H217V210H219L218 212L217 211H215L216 210ZM219 208V209H218ZM225 208H226V210H225ZM227 208H228V210H227ZM255 208V209H254ZM256 208H258V210H259V212L262 214V216L260 217L261 219H258L257 220V218H259V216L261 215L258 211H255L254 212V210H257ZM97 209H98V207H97ZM191 209V210H190ZM215 209V210H214ZM235 209V210H234ZM239 209V210H238ZM248 209V210H247ZM190 210V211H189ZM235 211V212H231V211ZM242 210V211H241ZM251 210H253V213H254V215H255V213L256 212H258L257 213V215L258 214H260V215H258V217H256L257 215H253L251 212ZM193 211H196V212H198V213H196V212H193ZM215 211V212H214ZM230 211V212H229ZM238 211V212H237ZM247 212V214L250 216V219H251V217H255L256 219H253L252 218V220H249L248 218H249V216H247V215H245V213ZM163 212V213H162ZM162 212H160L159 211V213L157 212V217H158V219L156 220V218L157 217H155L156 215H151L150 216V213H156V212H150L147 216H148V219H147V217H146V215L145 214H147V213H144V216L146 217H144V216H141V217H139L137 220L138 221H136L135 220V222H134V224H133V221H132V223L129 221V223H131L132 225H129V227L128 228H131V226H138V227H136L137 228V230L138 231H140V230H142V228H144L145 226H143L141 229L139 228V225H140V223H139V219H141V220H143V217L145 218L144 220H146V221H148L150 218L153 220V218L155 217V220H154V223H153V225L154 226H156L155 224H157V222H155V221H160V220H164V219H169L170 220V218L168 217L167 218V216H165L164 215V218H159V216H161L162 217V215L160 214V213H162V214H165V212H164V210H162ZM193 212V213H192ZM207 212H209V213H207ZM224 212V213H223ZM243 213V214H241V213ZM200 213V214H199ZM202 213V214H201ZM203 213H204V215H203ZM211 213V214H210ZM234 213V214H233ZM239 213L241 214V216L239 215ZM250 213V214H249ZM160 214V215H159ZM185 213H184V216H186V219H187V215H186ZM209 214L210 215H212L211 216V218L212 219H214L213 221H212V219H208V217H209ZM217 214H218V216H221L220 218H218V216H217ZM224 214V216H222ZM203 215V216H202ZM231 215V216H230ZM235 215H236V217H235ZM244 215V216H243ZM251 215H253V216H251ZM153 216V217H152ZM189 216L190 215H188V219H187V223L186 222H183V218H182V222H178V219L176 220V218L175 219H173V220H175L176 222H175V224H174V221H172V219L170 220L171 221V223H172V225L173 226H169L170 225V222H169V220H164V221H162V224H164V222L166 221V223L164 224V225H166V226H163V225H161V222L159 223V224H157V228L156 227H154L153 225H152V227H154L153 228V231H155L156 229H158L159 227L161 228H159L158 230L159 231H161L162 229V234H161V232L158 234L157 232H158V230H156L155 232L158 234V236H159V240L156 238V237H158L157 236V234L156 233H154L151 229V225H149V224H152V222H146L147 223V225H149V227H145V228H150V232H149V230H145L144 229V234H145V236L147 235V234H149V233H152L151 235H149V238H147L148 237V235H147V237H145L144 235H143V232H139L138 234H139V236L138 237H140V235L141 236H144L145 238H138V240L140 241V239L142 240V242L145 244L147 241L149 242V245H150V247H149V245L146 243L145 244V247H146V245L148 246V247H143L142 246V244H140L142 247L141 248H144V249H142L144 252H146L147 253V251L146 250H148V252L149 253H147V254H145L144 253V255H142L143 256V258H145L144 256H148L150 253V255L152 256V257H150V255H149V257L150 258H145V259H147L146 261H144V259L142 258V256H141V260L143 261V263H149V264H170V262L171 261H175L174 262V264H184L185 263V258H183L182 257V255L180 256L179 255V252H180V254H181V251H182V249H183V247H188V250H190L189 248L190 247H192L191 249H193L194 248V246H192V244L193 245H197L196 247H199L198 245L200 244V242L198 243L197 241L198 240H195V238H193V237H195L196 236V231H194V234H195V236H194V234H193V232H191V231H193L192 229L194 228L195 229V227H196V229L195 230H197V228H202V227H200V225L199 224H201V223H199V221L198 222H196V223H193V221L191 220V222H190V220H189ZM217 216V217H216ZM150 217V218H149ZM166 217V218H165ZM214 217V218H213ZM224 217H226L225 219H224ZM229 218V220H231L232 222H230L229 223V220H228V218ZM231 217H233V218H231ZM241 217V218H240ZM248 217V218H247ZM190 218H192V217H190ZM194 218V217H193ZM195 218L193 219V220H195ZM215 218H216V220L218 221H216L215 220ZM150 219V220H151ZM208 219V220H207ZM237 219H239V220H237ZM143 220V222H145ZM184 220H185V217H184ZM233 220H236L235 222H236V225H235V222L233 221ZM245 220H246V222H245ZM249 220V221H248ZM253 220H255L254 221V223H253ZM186 221V220H185ZM205 221V222H206ZM240 221H242V222H244V223H242V222H240ZM248 221V222H247ZM136 222H138V223H136ZM142 222V221H141ZM142 222V224L141 225H143V224H145L146 225V223H143ZM180 223V224H178V223ZM190 222V223H189ZM195 222V221H194ZM204 221L202 222V223H205ZM206 222V223H207ZM238 222H239V224L241 225H243V227L245 228H239L240 227V225L238 224ZM128 223V224H129ZM135 223H136V225H135ZM149 223V224H148ZM182 223H184V225L182 224ZM190 224L191 225V227L189 226V228H187L188 227V225H186V224ZM192 223H193V226H192ZM197 223H198V226H197ZM205 223V225L203 224H201V226H203V228H205V226L207 225L208 227H207V229L206 230H208V231H212V228L214 227V226H212L213 225V223L211 224V223H207L206 224ZM224 223H225V225H224ZM226 223H227V225H228V227H227V225H226ZM229 223V224H228ZM234 223V224H233ZM261 223H259V224H261ZM128 224H126V225H124V226H128ZM169 224V225H168ZM181 224H182V226H181ZM196 224V225H195ZM209 224V225H208ZM210 224H211V226H210ZM259 224L257 223V227L259 226ZM141 225H140V227H141ZM161 225V226H160ZM167 225H168V227H167ZM221 225V226H222ZM241 225V226H242ZM262 225H260V226H262ZM124 226L122 225V228L125 230V228H124ZM164 228H163V227ZM181 227V229L180 228H178V227ZM183 226L185 227V228H187V229H185V228H183ZM256 226V225H255ZM254 226V227H255ZM166 227V228H165ZM174 227V228H173ZM227 227V228H226ZM121 228V227H120ZM136 228H133V229H135L136 230ZM156 228V229H155ZM172 228V229H171ZM191 228V229H190ZM132 229V228H131ZM130 229V230H131ZM132 229V230H133ZM155 229V230H154ZM176 229L178 230L177 232H176ZM180 229V230H179ZM215 229V228H214ZM213 229V230H214ZM242 231H241V230ZM244 229V230H243ZM248 229H246V230H248ZM120 230V229H119ZM119 230H116L115 232H114V234H111V233H113V232H110V237L111 236H113V235H115V234H117L116 236H113L114 237V239H113V237H112V239H110L109 241L110 242H112V241H114L115 240V238L116 239H118V240H120L121 239V237H122V239L121 240H124L125 239V233H123V232H121V231H119ZM123 230V231H124ZM134 230V231H135ZM169 230V231H168ZM184 230V231H183ZM188 232H187V231ZM190 230V231H189ZM119 231V232H118ZM165 231V232H164ZM172 231H175V232H172ZM182 231H183V233H182ZM208 231H206V233L208 232ZM231 231V232H232ZM121 232V235L122 236H119L118 235V233H120ZM146 232V233H145ZM147 232H149V233H147ZM172 232V233H171ZM180 232H181V234H180ZM185 232H187L186 234H185ZM230 231H228V233H229ZM231 232H230V234H231ZM89 233H91L89 236H93V234H92V232H89ZM154 233V234H153ZM177 233H179L178 234V236H177V234L175 235V234ZM222 233V232H221ZM224 233V232H223ZM224 233V234H225ZM107 234H109V232L107 233ZM106 234V235H107ZM156 234V235H155ZM164 234V235H163ZM170 236H169V235ZM187 234L189 235V236H187ZM232 234H234V233H232ZM123 235H124V239H123ZM152 235L154 236V237H152ZM161 235V236H160ZM163 235V236H162ZM167 236V237H164V236ZM173 235H174V237H173ZM180 235V236H179ZM190 235H192V236H190ZM226 235H229V234H226ZM109 236V235H108ZM108 236H106V237H108ZM173 238H172V237ZM177 236V237H176ZM229 236H231V235H229ZM236 236H237V234L235 235V236H231L232 237V240L234 239L233 237H235L236 238ZM150 237H152L153 239H151V240H154V241H157L156 243L158 244H156V243H154V241H151L150 240ZM178 237H180L179 239H175V238H178ZM188 237L190 238L191 237V239H193V240H191L192 242L190 243H187V244H185V245H183L184 243H185V241L186 242H188ZM230 237V238H231ZM237 238L238 240L240 239V238H243V233H242V237H240V238ZM93 238H94V236H93ZM97 238V237H96ZM96 238L95 239H92L91 238V240L89 239V243L92 241V240H94V242H93V247H95V245L94 244H96V246H97V243L99 244L100 243V245H101V241L103 240V242H104V239H100L99 238V242H98V240H96ZM165 238V239H164ZM169 238H172V239H169ZM183 238V239H182ZM185 238V239H184ZM145 239H146V241H145ZM147 239H149V240H147ZM188 239V240H187ZM237 239H236V241H235V239H234V241L235 242H237L238 243V241H237ZM244 239V238H243ZM161 240V241H160ZM164 240V241H163ZM174 240V241H173ZM177 240H179L178 242H180V244L181 243H183V244H176L175 246H174V244L175 243H173V247H175V249L173 248V247H170V245H171V243L172 242H177ZM183 240V242H181ZM195 240V241H194ZM232 240H230L231 242H232ZM162 241L165 243H163L164 245L162 246ZM170 241V242H169ZM234 241H233V244H231V242H229L231 245H237V243H234ZM240 242L239 243H241V239L239 240ZM92 242L90 243L91 245H92ZM97 242V243H96ZM102 242V243H103ZM168 242V243H167ZM194 242H197L198 244H194ZM152 243H154V244H156L157 246H158V248H156L157 246L156 245H153ZM169 245H167V244ZM242 243H243V240H242ZM242 243H241V245H242ZM188 244H190V245H188ZM230 244H228L227 245V247L230 245ZM244 245L242 246V249L244 250V248H246V247H244L245 246V243H243ZM154 246V247H151V246ZM187 245V246H186ZM201 245V244H200ZM240 244H238V246H237V248L235 247V246H233V248L235 247V251H237V250H239L240 248H241V246H239ZM256 245V244H255ZM162 246V248H160V247ZM167 246V247H166ZM172 246V245H171ZM179 246V247H178ZM163 247H165L164 249H163ZM196 247H195V249H196ZM200 247H202V248H197V250L198 251H200V249H201V252L202 251H205L206 252V254L207 253H209V255H210V253H212L213 252V254H217V253H219L220 251H216L217 253H214V251H209V252H207L205 249H207V248H205L203 245L202 246H200ZM224 247L226 248V245H224ZM232 247V246H231ZM240 247V248H239ZM244 247V248H243ZM253 247V246H252ZM251 247V248H252ZM256 247H258V245H256L254 248H256ZM147 248H151V249H147ZM167 248V249H166ZM233 248H231L230 249V247L229 248H227V249H229V250H231V252H234V254H235V251H233ZM251 248L249 247L247 250H251ZM254 248H253V250H254ZM157 249V250H156ZM160 249V250H159ZM170 249H172V250H170ZM173 249H174V252H175V254H176V251H177V255H179V256H175V254H174V252H173ZM178 249V250H177ZM179 249H180V251H179ZM202 249H204V250H202ZM257 249V248H256ZM165 250H167V251H165ZM184 250L185 249H183V251H182V253L184 252ZM186 250H187V248H186ZM197 250H191V252H196ZM228 250V251H229ZM241 251V252H243V253H245L246 255L248 254L247 252H245V251ZM249 250V251H250ZM151 251V252H150ZM162 251V252H161ZM171 253V251L173 252V254L171 253V254H169V252ZM197 251V252H198ZM228 251H226V253L228 252ZM240 251H238V253H236L237 254V256L238 255H240ZM252 251V250H251ZM154 252H155V254H154ZM161 252V253H160ZM197 252H196V255H197ZM201 252H198V254L199 253H201ZM230 252V255L232 254V256L231 257H235L236 256V254L234 255L233 253H231ZM166 253V254H165ZM168 253V254H167ZM242 253V254H243ZM250 253V252H249ZM252 253H254L253 255H255V253L257 254V252L255 251V252H251V254ZM154 254V255H153ZM160 255V257H159V255ZM166 256H165V255ZM195 254V253H194ZM205 253H204V256H206V258H208V259H210L209 258V255H208V257H207V255H206ZM212 254V255H213ZM228 254V253H227ZM226 254V256L228 257V255ZM169 255L171 256V255H174V256H171V257H169ZM210 256V257H215L214 255L213 256ZM218 255V254H217ZM216 255V256H217ZM220 255V254H219ZM230 255H229V257L228 258H230ZM250 255V254H249ZM253 255H251V257L253 256ZM162 256V257H161ZM168 256V257H167ZM184 256V255H183ZM199 256V255H198ZM200 256H201V254H200ZM237 256L235 257V259H233V260H236V262H234V263H241L242 262V260H244V262H246V264L249 262H247L246 260H247V258H245V259H243L244 257H245V255H243L244 257H241L242 258V260H239L238 258H237ZM248 256V255H247ZM156 257V258H155ZM159 257V258H158ZM170 258V262L168 263V261H169V259H167L166 260V258ZM173 257V258H172ZM178 257H180L179 258V261L178 262H176L177 261V259H178ZM249 257V256H248ZM152 258V259H151ZM177 258V259H176ZM181 258H183V259H181ZM227 258V259H228ZM239 260H237V259ZM150 259V260H149ZM154 259V260H153ZM162 259V261H160ZM173 259V260H172ZM232 259V258H231ZM151 262H149V261ZM157 260H159V261H157ZM166 260V261H165ZM182 260L184 261V263L182 262ZM193 260V259H192ZM207 260V259H206ZM248 260H250V261H253L251 258H249ZM148 261V262H147ZM154 261H156V263L154 262ZM186 261H188V260H186ZM204 261H205V259H204ZM228 261V260H227ZM229 261H232V260H230L229 259ZM238 261V262H237ZM241 261V262H240ZM161 262V263H160ZM165 262V263H164ZM181 262V263H180ZM244 262H242L243 264H245ZM142 263V264H143ZM186 263H188V264H191V261H190V263H189V261L188 262H186ZM185 263V264H186ZM206 263V262H205ZM232 263V262H231ZM233 263V264H234ZM252 262H249L248 264H251ZM95 264V263H94ZM97 264V263H96ZM172 264H173V262H172Z\"/></svg>",
	"mask_w": 264,
	"mask_h": 264
}]
</instances>
